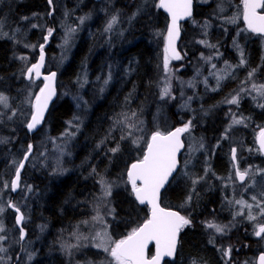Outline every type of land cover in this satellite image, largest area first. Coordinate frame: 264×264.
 Here are the masks:
<instances>
[{"label": "trees", "instance_id": "1", "mask_svg": "<svg viewBox=\"0 0 264 264\" xmlns=\"http://www.w3.org/2000/svg\"><path fill=\"white\" fill-rule=\"evenodd\" d=\"M80 1H81V3H80ZM219 1L220 0H210V6L207 7L206 9H202V10H200L202 5H199L200 12H198V10H196V8H194V13H193L192 18L182 24L183 25L182 26V37H181V43H180L179 49L184 54H186L185 55L186 60H184V62H181L180 59H178V60L176 59V60H173L170 62L168 74L173 75V77H171V84L173 85V87H175L177 75L180 72L178 70V68L182 64L186 65L187 61H191L192 59L199 57V55L204 52L205 48L198 41L205 40V41H208L207 42L208 44L210 42V45H214L215 47L219 46V48H221L222 52H224V53L232 52V50L228 49V47H230V46L232 48H234V40H231V39H233L232 27L237 26L238 23L237 24L232 23V24H226V25L224 24V20L220 19L222 14L217 13V4L219 3ZM122 2H123V0H116L115 1V5L117 6V8H122ZM241 2H242V0H231L230 8H232V10H231L232 13L234 12V10L238 4H239V8L241 7ZM94 4H95V6H94ZM99 5H101V0H99V1L98 0H95V1L94 0H78V1L77 0H53L54 13L52 14V19L55 17V15L59 11L60 7L67 8L66 10L70 12V17L72 16L73 20H76L77 16H79V14L80 15H89V13L92 12V9H93V11H95L99 7ZM126 6H127V10H126L127 12H130L132 10V8H135V7L140 10L136 21L132 24V29H135L136 32H138L139 37L138 36H131L133 38L137 37V40H136V42L134 41L135 43L133 42L132 45L127 47L125 50H122L121 48H116L117 50H115L114 53H113V51L110 52V55H111L110 58L113 59V57H117V56L119 58L118 63L114 64L116 70L113 74L112 81L106 85L103 83L105 80L104 79L105 77H104L103 70H101V68H102L101 66L104 65V63L102 64V62L105 59V57H103V52L101 49L97 50L96 52H92L91 49H92V47L95 46L94 35L88 36L89 32H87V31H89V28L83 29L81 31V33L78 34L76 44H75V46L71 52L69 60L66 62L65 66L59 70L58 78H57V91H58L57 97L54 100V102L51 104L44 123L37 129V131L34 134L29 135L26 132L25 126H26V123L28 121L27 119L29 117L28 114H29L30 108H29V104L26 105L25 100H24L25 96H26L25 94H27V92H28L27 87L29 85V82L26 81L27 79L25 80L23 70L26 67L25 65H28V63L31 59V57H30L31 53H28V55H27L28 57L27 56L23 57V59L26 58L27 62L24 61L22 58H19V55L21 56V54H22V42L23 41H27L28 43L30 41H32V43H29V44L33 45V46H37V48H38V46L44 41V35L46 33H44L43 29L41 30V29L35 28V29H31L29 31V34H27L28 32L26 33V30H28L29 27L27 25V21L26 20L23 21V18L28 19L32 15H35L34 16L35 20L39 19L41 21L43 19L42 17L44 15L45 16L48 15V13L50 11V6L47 3V0H0V92L6 93L7 96H9L11 98L10 107H9L10 109L8 108L5 110V112L0 114V134H1L0 137L2 136L0 138V141H1L0 142V149H1L0 150V157H2V158H0V182H1V184L5 183L6 179H9L11 176L13 177L14 171L17 167L19 160L22 158V155H24V153L28 150V145L31 144V141H32L31 145H33V149L31 151V154L29 155L31 160L27 159L26 164H25V166H24V168L20 174V184L23 188L25 186V189H23V190H26V193L24 194L23 190H22V192L21 191L19 192V190H18L17 192L19 194H21V193L24 194L20 197V195H17L18 194L17 192L15 194H11V192L9 191V194L11 196L10 199L14 200L12 202H15L17 206L19 205L18 207H20L22 214L26 218V219L24 218V221L26 224H23V227H26V228H24L26 231V236H25L24 242H25V240L32 241L33 242V250H34V252L36 251L34 253L35 257L33 258V262L31 261L32 262L31 264H68L70 257H72V256L70 253H69V255H66V254H68V252L66 251V254H65L64 253L65 250L62 248L65 247L66 243H69L70 241L74 240L73 238L75 237V235L77 233V232H75L76 231L75 227H80V224H83V222L85 223V220L87 221L90 219L89 215L90 216L92 215V213H93L92 210L94 207L93 205L95 204L93 202L96 201L93 198L97 192V188L95 185L97 184L98 178L100 176H102V172H105L107 170V174L111 175L113 170L117 169V171H120V175H121L122 169L124 170L131 163V161L133 162L136 159L138 160L142 157V153H143V150L145 148V146H143L144 142L139 145V148H136V149H133L134 147L131 148V146H132L131 144H137V141H136V143H134L133 139L135 137H138L137 135L139 133H141L140 132L141 126L145 127L146 132H142V133L145 134V136H147L148 135L147 132L153 131L152 133H154V132L158 131V129H162V127L165 130L163 132H166V131L170 130L171 128H173L174 126H179V124H181L182 122L185 123V122L191 121V127L193 130V133L195 134V136L197 138H201L207 144H209V137H210V143H211L212 139H213L214 143H215V141L217 142V145L215 144V149H213L214 150L213 153H212V149L210 147L209 153H211L212 157L210 156L209 153L207 154L209 157L208 165L210 164V169L213 170V173H215V175L225 174V172L227 173L229 171L230 163L232 165V161H231V158L229 156V153L231 151V147H233V146H235L237 148V151H239V152H237V161H238V163L241 162L240 163L241 166L244 164H251V163L252 164H254V163L263 164L264 163V157H262L261 153L259 152V150L255 144V140H254L256 130H258L261 126L264 125V111H259L258 109H253L251 107H248L249 104H246V101L243 103L242 107H240L242 103L239 106H237V108L238 107L240 108L239 109L240 111L243 110L245 112V116L247 117L245 121H248V122H245L244 125H241L240 127H238L237 131L232 133L230 138L223 137L222 132H220V130H222V128H223L222 125L225 122H227V119L226 118L224 119L225 115H224V117H221L219 115H214V117L212 115L209 117L210 114L204 115L203 113L200 112V111H204L206 107H209L210 106L209 104L216 103L217 101H219L221 97H222L221 99H223V97L225 96L224 95L225 90L230 91V87H229L230 84L229 83L231 82V80L233 78H229V79L225 80L224 84L221 86L219 91L217 90L218 92L214 91V93H212V94L206 93V95H204V97H203V100H201L202 102L199 101L197 103H193L195 106V110L196 109L198 110V111L196 110V113L199 112V113H197L199 115V117L195 112L192 113V116H194V117H191L189 115L190 113H188L187 111L178 110L179 108L177 109L178 106L176 107V104H168V105L164 104L160 108L162 110H164V107H168V108H166V110L168 109L169 112L166 113L165 117H162L163 119L162 118L159 119V124H157L155 126L153 118H154V115L156 113L155 111H157L158 109L157 108L155 109L156 104H154V102H158V100H157L158 83L160 84V80H161V77L163 75V73H162L163 72L162 71L163 57L162 56H164V50H163L164 39L162 36L159 35V33L160 32L162 33V30L166 27L167 19H166V15L157 7L156 1H149V2H144V3H142L139 0H137L133 3H131L129 1V2H127ZM227 12H228V10L223 9V13L225 14V16H226ZM198 13L199 14L201 13V15H199ZM101 17H102V19L104 17V15L101 13H100V16L97 15L96 17H94L93 18L94 22H93L92 26L97 28L99 26L100 21H101ZM146 17L152 19L153 21H150L149 19H145ZM47 22L51 25L48 17H46V23ZM207 24H210V29L207 28ZM239 25H243V27H245V23H244L242 18L239 21ZM214 28H216V29H214ZM214 31L218 32V35L216 37L213 36V34L215 33ZM146 33H147V35H146ZM247 33H248L247 34L248 39L245 40V41H247V43L244 44L246 47L244 49H245L246 54H247V52L249 53L248 65L251 68L256 64L257 61H260V63L262 62L261 66H260V71L258 73V78L261 81H264V58L261 57V54H260L261 51H260L259 39L251 36V33L249 31ZM56 34H53L51 36V41L54 40V37L56 36ZM149 37H150V39H149ZM153 39H154V41L155 40L156 41L154 42ZM51 41H50V44L45 48L47 56H49V54L51 52V45H52ZM148 42H150L151 44ZM191 43H193V44H191ZM151 47H152V49H151ZM153 50H154V52H153ZM257 50L259 51V57L260 58L255 60V58L257 56V53H256ZM35 52H37V50H35ZM89 52H90V54H93L92 58H90L89 62H88L89 63L88 65L91 66L90 67L91 68L90 71L92 74L91 79L92 78L93 79L91 81L89 79V82L86 84L85 90L83 91L84 92L83 95L87 99V101L90 103L91 107L88 109L89 110L88 114H86V116H87L86 121L82 124V127L80 128V130H78L76 132V136L78 138L76 136H74L75 138L72 139L71 147H70V155H66L65 156L66 158L64 157L62 159V161H63V162L61 161L63 163V165H62L61 163L56 162V159H54V158L52 160H50L52 158L51 155L53 153V148L51 147L52 144H50L51 141L49 140V138L60 134L64 130L66 121L71 117V115L75 111V105H74V102L69 97L61 95L62 84L60 82H63V84H65V86H68V87L74 86V83H72V82H73V79H75V77H76L75 75H76V72L79 68L78 65H80V63L83 61V57L85 58V56ZM107 60L108 59L106 58V61ZM232 61H233V57H232ZM98 70H101V71H98ZM182 71L185 73V70H182ZM182 71L180 72V74L181 73L183 74ZM101 72H102V74H101ZM95 74H97L96 78H98V79L94 78ZM114 76L117 78V80H116V78H114ZM95 79L98 81H95ZM235 81H237V80L235 79ZM122 82H123V84H122ZM226 82H227V84H225ZM33 83H34V86H33V88H31L33 90L32 96H33V93H35L38 90V86L40 87V83L38 81H33ZM90 84L92 87H90ZM93 85H95V86H93ZM234 86H235V84H234ZM94 87L96 88V90ZM100 87H102V88H100ZM232 88H233V85H232ZM20 89H21V91H20ZM197 90H200V87H198ZM199 92L200 91H198V93ZM111 95H113V96H111ZM210 96H211V98H210ZM207 98H208V100H207ZM197 99L198 98H196L194 100V102H196ZM211 99H212V101H211ZM97 100H99V101H97ZM143 107H145V108L143 109ZM198 108H200V109H198ZM248 108H249V110H248ZM72 109H74V110H72ZM152 109L154 112L152 111ZM12 110H15L17 114L11 120H9L8 117L12 115ZM144 110H146V111H144ZM121 111H123V112H121ZM118 112H119V114H118ZM132 112L136 113L135 117H137V118L134 117V118H132L131 122L129 121L131 124L134 123L135 127L132 128V130H131L132 135L128 136L127 133L129 132V129L124 127V126H122V128H121V125L118 124L120 126L119 127L118 125L115 124V121L117 119L122 118L123 113H127V114L129 113L131 115ZM178 112H179V114H178ZM184 112H186V113H184ZM221 112L224 113L223 111H221ZM139 114H140V116H139ZM195 114L197 115V118H196ZM118 116H119V118H117ZM183 116H184V118H183ZM178 118H179V120H178ZM193 118H196V119L194 120ZM209 118H211V122H210ZM252 118H253V120H252ZM19 119L23 120V121L21 120L22 124H21ZM110 119L112 120L113 123L111 122ZM133 119H134V121H133ZM167 119H169V120H167ZM203 119L205 122L203 121ZM161 120H162V122H161ZM197 120L199 121V123ZM200 120L203 122V124ZM224 120H225V122H224ZM140 121H142L144 124ZM166 121H167V123H166ZM98 123H100V124H98ZM168 124H169V126L171 125V128L168 127ZM11 125L13 126V128L16 126V128L13 129ZM161 125H162V127H161ZM166 125H167V127H165ZM112 126L114 129L112 128ZM136 127H138V128H136ZM155 127H156V129H155ZM1 128H2V130H1ZM21 128H23L25 130H23ZM104 129H106V130H104ZM136 129H138V130L136 131ZM116 130H117V132H116ZM118 131H121V132H118ZM253 131H254V133H253ZM237 132L241 133V134H237ZM6 133H7V135H5ZM252 133L254 135H252ZM13 134H15V135H13ZM40 135L43 138V140L40 137ZM117 135H119L120 137ZM122 135L125 136V138H126V139L124 138L125 140L121 139ZM11 136H12V138H11ZM18 136H19V138H18ZM7 137H9V138H7ZM214 137H215V140H214ZM5 138H7V140ZM108 139H110L111 141ZM40 140H41V142H40ZM44 140H46L45 145L47 144V146H44V148H42V146H40V145H42V142H44ZM19 141L21 144L18 143ZM228 141H230V142L228 143ZM238 142H240V143H238ZM242 142H244V144ZM117 144H119L118 152H116V153L111 152L110 149L117 147ZM11 145H13V146H11ZM34 145H35V147H34ZM92 145H94V146L92 147ZM36 146H37V148H36ZM237 146H239L240 148ZM34 148H35V150H34ZM252 148H254V149H252ZM43 149H45V150H43ZM95 149H97V151ZM107 149H109V150H107ZM186 149L187 148H185L184 149L185 151H183V155L181 156V160H183V156L186 152ZM250 149H252V151H250ZM50 150H52V151H50ZM35 151H37V152H35ZM244 151L249 152L250 154H253V158L251 159L250 157H247L246 159H243V156L245 154ZM48 152H50L51 155ZM107 152H109V153H107ZM138 153H140V154H138ZM19 154L21 155V157ZM256 154H257V156H256ZM9 155H10V157L12 156L13 158L8 157ZM15 155H17V156L15 157ZM45 155H46V157H45ZM110 155H112V156H110ZM140 155H141V157H140ZM32 156H34V157H32ZM18 157H20V158H18ZM41 157H42V159H41ZM45 158L46 159L50 158V159L46 161ZM226 158H227V161H226ZM87 159H88V161H87ZM211 159H212V161H211ZM200 160H203L201 153H199L197 158H196V162H197L198 166H195V168L197 167L196 168L197 172L194 173L192 175V177H196L198 175V178L200 176H203L204 178H206L205 170H203V167L201 165H199L200 162H202ZM15 161L16 162L18 161L17 164ZM35 161L37 164L35 163ZM44 161L46 162V166H44L45 165ZM107 161H109V163ZM48 162H49V164H48ZM38 163L40 165H38ZM98 163H99V165H97ZM5 164H6V166H4ZM219 164H221V165H219ZM26 165L28 167L30 166V168H27ZM53 166H54V168H53ZM55 166H57L58 168H55ZM44 167H45V169H44ZM4 168H5V170H4ZM92 168H93V170H92ZM30 169H31V172H30ZM1 170H2V172H1ZM74 170H76V171H74ZM179 170L177 171L175 176L171 179L169 184L161 192L160 202H161V205H163L164 207L173 208L176 210L178 209V211L181 213V215L190 219V221L192 222V224L194 226L192 224H190L192 226L188 225L181 230L180 235H179V243H178L179 246L177 248V253H176L175 259L172 261H165L164 264H185V261H187L188 258L191 259L194 256H201V257L205 258L206 260L208 259L209 263H211V264H223L225 261L226 262L224 264H237V263L238 264H247L248 262H251L253 260L252 258L256 259L255 255H257L259 250L261 251L262 249H260V247L257 246V244H258L257 239H259V238L256 239V236H252V232L254 230L251 227L252 224L244 221V219H242V218H239V221L241 223L237 224L236 222H233L230 220L232 218L229 217L231 215H229V213H227L225 211L226 207H225V209L222 210L223 207H221V206H226V205H225V203H222L221 200L223 199L224 196H225L224 198L226 199V197L230 196V194L228 192L224 191V188L222 187V185L219 184L218 181H213L214 182L213 186H215V189L211 190L210 188H207V184H208L209 180H208V182H207V180H205V181L203 180L202 181L203 183L201 181H199V186H198V187L203 189V191H202L203 194L202 195L197 194V196H195L196 193L189 192V189H188V188H190L189 182L183 181L181 178H179V174H178ZM65 171H67L69 174L65 173ZM62 172H64V173H62ZM92 172H94V174ZM43 173H45V174H43ZM60 173H61V175H60ZM63 175H65V176H63ZM88 175L90 176V178L88 177ZM82 176L84 178H82ZM192 177L190 178L191 181H192ZM23 181H24V184H23ZM45 182H47V183L45 184ZM27 183L31 184V185H28ZM28 186L32 187V188L29 187V189L32 192L28 189ZM26 187H27V189H26ZM194 187H196V185ZM27 191H28V193H27ZM37 191H39V192H37ZM35 194H37V195H35ZM43 194H44V196H43ZM189 194H191L194 197H192L191 201L188 202L187 198H188ZM15 195H17V196H15ZM202 197H203V199H202ZM211 197L213 198V200ZM22 199H24V200H22ZM114 199H115V215H116V218H118V221H117V228L115 230L112 229V232H113V234H115V236H118L119 238L125 237L126 235H128L127 232L129 230L138 227V225L147 218V207L145 205L138 204L134 200V198L130 194V192H129V194L127 192H124L123 194L115 195ZM208 199H209V201H208ZM216 199H217V202H216ZM35 201H37V202H35ZM85 201L88 203H86ZM76 203H77V205H76ZM197 203H199L201 206ZM206 204L208 206L211 205V207H208ZM216 204H217L216 208L218 211H216L212 215L210 213L213 210L212 205L214 206ZM218 204L220 206H218ZM205 205H206V208H205ZM22 208L25 209L26 213L24 212V210ZM39 208L41 210H39ZM11 210H8V214L11 216L9 221H8L9 226H10V228L12 227L11 229L13 231H15V233H16V234L14 233L15 235H19V231L16 228V225L14 222L15 216L12 219ZM190 210H191L192 214L190 213ZM186 212H188V213L185 214ZM69 213H71V214H69ZM217 213H218V215H217ZM186 215H188V216H186ZM207 215H208V217H207ZM196 216L198 217V219ZM204 216H206V217L204 218ZM228 217H229V220H228ZM208 218H210V219L208 220ZM127 221L129 223H127ZM205 221L206 222L211 221L212 223H215L218 225H224V226L227 225L228 227H226L225 233L223 234V236L225 238L222 236L221 241L214 240V241H216L215 243H209V240L212 238L208 239L206 237V230H204L205 223H206ZM27 222H29V223H27ZM76 222H77V224H76ZM198 224L201 226H198ZM235 224H237L238 226L239 225H241V226L236 227L237 225H235ZM42 227H44V228H42ZM233 227L235 228V231H234ZM51 228L55 232L52 231ZM236 228H237L238 232H237ZM62 230L64 231L65 234L63 233ZM201 230H202V232H201ZM186 231L188 234L186 233ZM196 231H198V232H196ZM38 232L40 235H38ZM73 232H74V234H73ZM210 232H211L210 235H213L215 233L214 229H210ZM235 232H237V233H235ZM118 233H119V235H118ZM245 233L249 235V238H248V235L245 236ZM67 235H68V237H67ZM56 236H58V237H56ZM237 236H238V238H236ZM239 237H240V239H239ZM241 237H242V239H241ZM186 239H188V240H186ZM225 239H226V242H225ZM63 240H65V242ZM185 241H187V242H185ZM221 242H222V244H221ZM185 243H187V244H185ZM191 243H192V245H191ZM189 245H191V246H189ZM221 246H223L224 249H228L230 246L232 255L230 254L229 257H225V256L223 257V251H222L223 247H221ZM256 246H257V248H256ZM219 247H221V248H219ZM246 247L248 248L249 252L247 251ZM58 250H62V251L59 252ZM214 250H215V252H214ZM256 250H258V251L256 252ZM56 251H58V253ZM191 251H193V252H191ZM254 251H255V253H254ZM242 253L245 256V258L242 255ZM188 254H189V256H188ZM252 254L254 255V257ZM241 256H243L242 258H244V259L240 258ZM211 257H213V258L210 259ZM215 257H217L218 259ZM246 258H247V260H246ZM233 259H235V260H233ZM250 259H252V260H250ZM231 260H233L234 262ZM216 261H217V263H216ZM244 261H245V263H244ZM8 264H12V262H10Z\"/></svg>", "mask_w": 264, "mask_h": 264}, {"label": "rangeland", "instance_id": "2", "mask_svg": "<svg viewBox=\"0 0 264 264\" xmlns=\"http://www.w3.org/2000/svg\"><path fill=\"white\" fill-rule=\"evenodd\" d=\"M102 0L101 1V5L100 8L98 7L95 11H92L89 13V15H79L77 16V19L76 20H73L72 16L70 17V12L67 11L65 7H60L59 11L57 12V14L55 15V17L52 19V22H51V25L49 24L48 25V22L46 23V17L47 16H43L42 20L40 21L39 19L35 20V15H32L31 17H29L28 19H25L23 18V21H27V25H28V30H26V33L29 34V31L31 29H35V28H38V29H43L44 33H48V29H50L52 26V24H54V29H55V32L54 34H56V36L54 37V40L51 41L52 45H51V52L49 54V56L47 57V65L48 67H51L53 66V68H55V70H57V72L59 73V70L61 68H63L66 64V62L69 60L70 58V55H71V52L76 44V40H77V37H78V34L81 33V31L83 29H86V28H89V32L88 36H92L94 35V44L95 46L92 47V52H94L93 50H95V52L97 51L98 47L99 49L102 50V52L106 55V58L108 59H111L110 57H108V51H113V49L115 48H121L122 50L126 49L127 47H129L131 45V43H133L134 41L137 40V37L136 38H133L131 36H138L139 37V34L138 32H136L135 29H132V24L136 21L137 19V16L139 15V9L138 8H133L130 12H127V2H135L137 0H123L122 2V8H117V6L115 5V0ZM114 1V2H113ZM141 1L142 3L144 2H149V1H156V3L158 4V0H139ZM231 0H220L219 3L217 4V13H220L222 14V16L220 17L221 20H224V24H237V26L235 27H232V33H233V39L234 40V48H232L231 46L228 47L229 50H232V52H228L229 54V58L231 59H228L227 57H225L223 55V52H222V49L219 48V47H208L204 44H201L203 45V47L205 48L204 52L201 53L199 55V57H196L194 59H192L193 61H187L186 62V65L182 64L178 70L181 72L182 70H184L185 68V73L183 72V74L180 72L178 73L177 75V79H176V84H175V87H173V85L171 84V77H173V75L171 74H168V72L166 73L165 72V69H164V57H165V51H164V56H163V68H162V77H161V80H160V84L158 83V96H157V100L158 102H154V104L156 103V107L155 108H159V110H157L155 113V118L154 119V124L157 125L159 124V119H160V116L161 118L162 117H165L166 116V113H168L169 111L166 110V107H164V112L162 111V109L160 108L161 106H163L165 104L168 105L167 101L169 102V104H176V107L177 109L179 108L180 111H187L188 113H190L189 115L192 117V114L191 113H194L196 112L195 110V106L193 105V103H197L199 101H201L204 97V95L206 94L205 91H207V93H210V92H213V91H217L221 88L222 84H224V81L229 79V78H237V84L234 86V88H232L230 91H225V92H228V93H225L223 99H220L218 101V103H213L212 106L210 105L208 107L207 110H204V112L200 111L201 113H203L204 115H209L211 113V116L212 115H219L221 117H225L227 119V122L226 124H223V128H222V135L223 137L225 138H229L232 133H234L238 127H240L241 125L243 124H235V125H232L230 128H229V125L232 124V120H233V114H235V117L236 118H247L245 117V112L243 110H239L240 108H236L239 104H241L240 107L243 106V103L246 101V104H249L248 107H251L253 109H258L259 111H264V108L260 107L259 105L260 104H264V97H261V96H258L255 92H242V94H240V100H239V104L238 105H233V104H229L225 101L229 100H225L226 98L228 97H232V95H235L239 90V88H241V86L243 87V85L241 84L240 82V79L242 78L243 81H246L247 77H248V72L251 71L252 69H256V73L254 75V78H253V81H250V83H246L244 84V87L246 85V88L250 89L251 88V83L254 82L256 84H264V81H261L259 78H258V73L260 71V66H261V63L260 61H257L256 64L254 65V67H249L248 65V61H249V54L247 52V56H246V53H245V45L247 43V40L248 39V36H247V32L249 30H247V27H243V25H239V21L240 19L242 18L243 19V3L241 2V7L239 8V4L236 6L234 12L232 13L231 10L232 8H230V5H231ZM103 3V4H102ZM113 6V8H110L111 6ZM109 5V7H108ZM199 5H202L200 10L202 9H206L207 7L210 6V0H195V6H194V2H193V10L194 8H196V10H198V12H200L199 10ZM103 6V7H102ZM125 6V7H124ZM105 7V8H104ZM63 8V9H62ZM105 9V10H104ZM117 9V10H116ZM223 9L224 10H228V12L226 13V16L225 14L223 13ZM97 10H99L97 12ZM134 10V11H133ZM136 10V11H135ZM101 11V12H100ZM136 14V15H134ZM144 12V11H143ZM100 13L104 15L103 19L101 17V21L99 23V26L97 28H95L94 26H92L93 24V18L96 17L97 15L100 16ZM199 14V13H198ZM130 15V16H128ZM201 15V13L199 14ZM115 16L117 18L116 20V23L113 24L112 26V29L110 31H105V28L108 24V22L112 19V17ZM81 17H86V19H84L83 22H81ZM124 17V18H123ZM126 17V18H125ZM133 17V18H132ZM235 18V21L234 22H231L232 19ZM49 19V18H48ZM130 19V20H128ZM145 19H149L150 21H153L152 19L146 17ZM126 20V21H125ZM59 21V22H58ZM128 21H130L128 23ZM126 22V23H125ZM47 24V25H46ZM33 25H35V27H33ZM49 26V27H48ZM207 28L210 29V24H207ZM70 29H74V31L72 32H69ZM167 28L165 27L163 30H162V33L160 32L159 35L163 37L164 39V44H165V36H166V30ZM216 29V28H214ZM247 31V32H246ZM86 32V31H85ZM215 33L213 34L214 37H216L218 35V32L217 31H214ZM94 33V34H93ZM158 35V36H159ZM107 36V37H106ZM106 37V38H105ZM66 39H67V42H66ZM109 39V40H108ZM130 39V40H129ZM206 39V38H205ZM134 40V41H133ZM107 43H105V42ZM129 41V42H128ZM56 42V43H55ZM29 43H32V41H30ZM27 41H23L22 42V54L21 56L19 55V58H22L24 56H27L28 53H31L30 54V61L28 63V65H25V69L31 64L34 62L36 56H37V52H35V50H37V46H33V45H30ZM180 43V42H179ZM178 43V45H179ZM54 44V45H53ZM56 44V45H55ZM58 44V45H57ZM109 44V46H107ZM193 44V43H191ZM264 39L262 38H259V45H260V51L261 52V56L264 57ZM114 45V47H112ZM209 45H210V42H209ZM236 45H239L240 48H237ZM58 46V47H57ZM107 46V47H106ZM164 46V45H163ZM57 47V48H56ZM101 47V48H100ZM103 47V49H102ZM95 48V49H94ZM183 48V47H182ZM212 48V49H210ZM226 48V47H225ZM237 48V49H236ZM98 49V50H99ZM109 49V50H108ZM209 49V50H208ZM217 49V50H216ZM240 49V50H239ZM117 50V49H116ZM163 50H164V47H163ZM227 50V49H226ZM237 50H238V53H237ZM212 51V52H211ZM241 51L243 52V57L244 59L246 60V63L245 65L243 66H240L239 65V61L241 59ZM236 52V57H235V53ZM36 53V54H35ZM53 53V54H52ZM107 53V54H106ZM180 54H181V59L180 61L181 62H184L185 59V55L182 51H180ZM263 54V55H262ZM93 56V54H90V52L86 55V57L84 58L83 62L80 63V66L76 72V77L75 79L73 80V83H74V86L71 87L69 86V88H67V86L65 87V84H63V82H60L62 84V89H61V95L62 96H66L65 94H68L67 97H69L71 100L74 99V105L79 107H75V111L72 115V117H70L68 119V121H66V126H65V129L63 130V132H61L58 136H54V137H51L49 138V140L51 141V144L52 147H53V153H52V157L53 158H59L56 159L58 163H61L63 164L61 161L62 159L66 156V155H69L70 154V147H71V141L70 140V136H72V138L76 135V132L82 127V124L86 121L87 119V116L86 114H88V109L91 107L90 103L87 101V99L84 97L83 95V91L85 89V86L86 84L85 83H88L89 82V79H91L92 77V74H91V71H90V66L88 65V62H89V59ZM238 56V57H237ZM246 56V57H245ZM28 57V56H27ZM232 57H233V61H232ZM210 58V59H209ZM237 58V59H236ZM259 58V51L257 50V56L255 58L258 59ZM24 61H26V58L23 59ZM118 56L113 58V62L115 61V63H118ZM172 60L170 59L169 60V66H170V62ZM236 61V62H234ZM27 62V61H26ZM25 62V63H26ZM84 62H87V65L86 63ZM227 62V63H226ZM238 63V64H236ZM83 67H82V66ZM213 65H215V67H213ZM229 65L233 66V67H229ZM236 65V66H235ZM238 66V67H237ZM245 66V68H244ZM109 67V70L111 71V66H108ZM134 67V66H133ZM241 67V68H239ZM243 67V68H242ZM90 68V69H89ZM105 68V69H103ZM189 68H192V69H189ZM236 68H238L239 70H237ZM249 68V69H248ZM25 69L23 70V74H24V71ZM82 69V70H81ZM85 69V71L83 70ZM115 69V67H114ZM133 69V68H132ZM196 69V70H195ZM235 69V70H234ZM249 71H248V70ZM101 70L104 71V77H105V81H111L112 80V74L110 73V71L108 70V68H106V65H102V68ZM99 70V71H101ZM134 70V69H133ZM195 70V71H194ZM247 70V71H246ZM82 73H81V72ZM107 71V72H105ZM197 71V72H196ZM201 71V72H200ZM84 72V74H83ZM115 72V71H114ZM201 74H200V73ZM188 73V74H187ZM83 74V75H82ZM106 74V75H105ZM108 74V75H107ZM245 74H246V77H245ZM60 75V74H59ZM96 75V74H95ZM193 77H192V76ZM85 76V78H84ZM87 76V77H86ZM197 76V77H195ZM199 76V77H198ZM218 76H223L224 78L221 79L219 81V84L217 83V77ZM81 77V78H80ZM245 77V78H243ZM61 78V77H60ZM77 78V79H76ZM80 78V79H79ZM96 78V76H95ZM205 78L209 79V80H206ZM240 78V79H239ZM62 79V78H61ZM111 79V80H110ZM26 80V79H25ZM84 82V83H82ZM239 80V81H238ZM27 82H29V85L27 87L28 89V92L27 94H25V104L28 105L29 104V108H30V101H34L35 99V94H37L38 90L33 93V96H32V92L33 90L31 88H33L34 86V83H33V79L30 81L29 79L26 80ZM79 81V83H78ZM209 81V82H208ZM76 82V83H75ZM200 85H199V83ZM208 83V85H207ZM240 83V84H239ZM76 84V85H75ZM227 84V82L225 83ZM79 85V86H77ZM197 85L198 87H200V92L198 93V95L195 96V93L198 92L197 90ZM81 86V87H80ZM167 86L169 88V95L167 96H164L163 98L161 97V90ZM203 86V87H202ZM219 86V87H218ZM78 87H79V92H78ZM197 87V88H196ZM236 87V88H235ZM238 87V88H237ZM84 88V89H83ZM203 88V89H202ZM38 89H39V86H38ZM213 89V90H212ZM216 89V90H215ZM233 90V91H232ZM202 91V92H201ZM204 91V92H203ZM66 92V93H65ZM185 92V93H184ZM232 92V93H231ZM234 92V93H233ZM2 93V92H0ZM31 93V95H30ZM64 93V94H63ZM180 93V94H179ZM184 93V94H183ZM193 93V94H192ZM205 93V94H204ZM4 94L5 96H7L6 93H2ZM177 94V95H175ZM189 94V95H188ZM193 96H192V95ZM200 94H204V95H200ZM248 94V95H247ZM181 95V96H180ZM191 95V96H190ZM77 96L80 98H77ZM176 96V97H175ZM190 96V97H189ZM8 97V104H9V107H10V102H11V98L9 96ZM76 97V98H74ZM83 97V98H82ZM171 97V98H170ZM184 97V99H183ZM195 97L198 98V100L196 102H194L195 100ZM245 97V98H244ZM251 97V98H250ZM255 97V99H253ZM177 98V99H176ZM179 98V99H178ZM191 98V99H190ZM225 98V99H224ZM247 98V99H246ZM79 99V100H77ZM84 99V100H83ZM170 99V100H169ZM183 101H182V100ZM193 99V100H192ZM243 99V100H242ZM254 101H253V100ZM179 102H176L178 101ZM181 100V101H180ZM83 101V102H82ZM191 101V102H190ZM256 101V103H255ZM85 102V103H84ZM182 102V103H181ZM193 102V103H192ZM241 102V103H240ZM180 103V104H178ZM82 104V105H81ZM85 104V105H84ZM220 104L222 107H220ZM223 104V105H222ZM215 105V106H214ZM227 105V106H225ZM230 105V106H229ZM252 105V106H251ZM86 108H85V107ZM158 106V107H157ZM219 106V107H218ZM8 107V108H9ZM189 107V108H188ZM192 107V108H191ZM215 107V108H214ZM230 107V108H229ZM8 108H5L3 107V105H0V114L5 112L6 109ZM77 108V109H76ZM168 108V107H167ZM207 108V107H206ZM218 108V109H217ZM260 108V109H259ZM10 109V108H9ZM192 111H191V110ZM195 111H194V110ZM211 109V110H210ZM216 109V110H215ZM231 109V111H230ZM233 109V110H232ZM162 112H161V111ZM209 110V111H208ZM214 110V111H213ZM223 110V114H222V111ZM225 110V111H224ZM79 111V113H78ZM212 111V112H211ZM238 111V112H237ZM31 112V108L29 110V114ZM226 112V113H225ZM232 112V113H230ZM237 112V113H236ZM84 113V114H83ZM160 113V114H159ZM164 113V114H163ZM199 113V112H198ZM242 113V114H241ZM28 114V115H29ZM238 114V116H237ZM240 114V115H239ZM160 115V116H159ZM163 115V116H162ZM232 115V116H230ZM244 115V116H243ZM30 116V115H29ZM78 117V118H77ZM230 117V118H229ZM75 118V119H74ZM77 119H79L80 121H78ZM158 119V120H157ZM76 121V122H75ZM84 121V122H83ZM79 123V124H78ZM82 123V124H81ZM188 122H185V123H181L179 124V127H183L184 124H186ZM71 125V126H70ZM73 125V126H72ZM69 126V127H68ZM264 126V125H263ZM261 126L258 130H256V133H255V137L256 135L259 133L260 129L263 127ZM67 127V128H66ZM73 127V129H72ZM76 127V129H75ZM71 128V129H70ZM171 128V126H170ZM67 129V130H66ZM75 129V130H74ZM225 129H230L229 132L232 131V133L230 134L228 131H227V135H225ZM235 129V130H234ZM140 130L142 132H146V129L145 127H141ZM160 131H165L164 129H159ZM158 130V131H159ZM69 131V132H68ZM139 133L138 137L134 138L133 141L137 140V144H132V146L136 149L139 147V144H141V139L142 141L144 142L143 146L146 145L145 141L147 142L148 140V137L149 135H151L152 132H147V136H144L145 134L143 133ZM258 132V133H257ZM72 133V134H71ZM153 134V133H152ZM237 134H241V133H238ZM62 135V136H61ZM184 135V141H185V144L187 146V149H186V152L183 156V160L181 161V165L179 168V178H181L183 181H187L189 182L190 184V188H189V192H194L197 194H201L202 195V191L203 189L198 187L199 186V182L196 184V187L193 186L192 184V181L190 183V177H192V175L194 173L197 172L195 166H198L197 162H196V158L198 156L199 153L202 152V155L204 154V157L202 161V163H200L199 165H201L203 167V170L207 169L208 168V172L206 173L205 171V174H206V178H204L203 180H207L208 182V179L210 180L209 183L207 184L208 188H210L211 190H214L215 189V186H213L216 178V181L219 182V184L222 185V187L224 188V190L226 192H228L230 194V196L226 197V199L223 197V200H221L222 203H225L226 206H222V210L226 207L225 211L226 212H230L229 215H231V218L233 219V222H236L237 223V220H238V224L240 223L239 221V218H242L244 219V221L248 222V223H251L252 224V229L253 232H252V235H254V232L257 228V225L260 224V223H264V219H262L259 215V209L257 208H253L252 209V214L256 217L255 220H249L248 219V209L247 208H242L240 205H237L235 203L236 200H243L249 204H255V202L252 200V197L255 196L257 197L258 200L260 199H264V172H261L260 170H264V163L263 164H259V163H254V164H244V165H240V163H238L239 165H237V168L239 167V169L241 171H244L245 169L248 170V175H247V179L245 182L243 183H239V181L235 178V173L233 171L234 169V166L233 165H230L229 166V171L225 174H219L218 176L215 175V173H213L210 169V164L208 165V160L206 159H209L208 154L210 152V147H211V144L213 145L211 148L212 150L215 148V144H217L216 142L214 143L213 142V139L211 140V143H210V137H209V146L207 143H205L201 138H197L195 136V134L193 133V130H192V127H190L189 131L186 132V133H183ZM230 135V136H229ZM59 137H63L62 139L59 138ZM69 137V138H68ZM142 137V138H141ZM65 138H68L65 139ZM141 138V139H140ZM213 138V137H212ZM48 139V138H47ZM46 139V140H47ZM54 139V141L52 140ZM58 139V140H57ZM60 139V140H59ZM45 140L42 144V148L44 146H47L45 145ZM53 142V143H52ZM139 142V143H138ZM142 142V143H143ZM214 144H213V143ZM60 143V144H59ZM62 144V145H61ZM70 146H68V145ZM55 145V146H54ZM201 145H203V147H201ZM68 146V147H67ZM56 147V148H55ZM57 149V150H55ZM208 150V151H204V150ZM63 153H62V152ZM250 151H252V149H250ZM208 152V153H207ZM214 152V151H212ZM239 152V151H238ZM244 156H243V159H246L247 157H250L251 159L253 158V154H250L249 152H245L244 151ZM64 154V155H62ZM143 154V153H142ZM54 155V156H53ZM56 155H58L56 157ZM186 156V157H185ZM188 156L190 158H188ZM192 156V157H191ZM63 157V158H62ZM61 158V160H60ZM185 158H188V159H185ZM60 160V162H59ZM187 160V161H185ZM191 160V161H190ZM190 163H187L189 162ZM16 162V161H15ZM18 162V161H17ZM16 162V164H17ZM184 163H187V164H184ZM15 164V165H16ZM203 164V165H202ZM185 165V166H184ZM190 165V166H189ZM206 166V167H205ZM208 166V167H207ZM256 166V167H255ZM128 167V166H127ZM127 167L122 170V173L121 175L119 174L120 171H117V169L113 170L112 174L109 175L107 174V171L105 172H102V176L99 177L98 181H97V184H96V188H97V196H94L93 198L96 200L95 201V205L93 207V213H92V216H90L91 218L87 221H85V224H84V227L82 226L83 224H80V227H76V232L77 234L75 235L74 237V240L73 242H71L70 244L67 243L65 245L66 248H64L65 250V253L66 251L68 252V254L70 253L71 256L73 258L70 257V259L72 260H69L68 264H114V261H112V258L111 256L109 255L108 252H106L104 250V247H96L97 244H99L101 242L100 238L97 237V233H101L102 235H104L106 233V235L104 236V245L107 246V247H111L115 241H118L120 239H122V237H120V239H118L119 237L118 236H115L112 232V229H116L117 228V221H118V218H116V215H115V199H114V196L115 195H119V194H123L124 192H127L129 194L132 195V192L130 191V188H129V183H128V178H127V174L125 173L126 172V169ZM188 169H187V168ZM249 167V168H248ZM184 168V169H183ZM259 170V171H258ZM116 171V172H115ZM184 172V173H183ZM212 172V173H211ZM257 172V173H256ZM189 173V174H188ZM229 173V174H228ZM230 173H233L232 175ZM253 173V174H252ZM188 174V175H187ZM212 174V175H211ZM260 174V175H259ZM113 175V176H112ZM120 175V176H119ZM210 175V176H209ZM257 175V176H256ZM109 176V177H108ZM187 176V177H186ZM237 181H235L233 178ZM259 176V177H258ZM214 177V178H212ZM261 177V178H260ZM12 176L9 178V179H6V182L5 183H2L0 185V196L2 197V200H1V197H0V206H3L4 209V213H0V222H2L3 224V227L5 231H2L0 232V235L2 236H5V239L0 241V247L3 246V249L6 250V251H3L0 253V262H2L1 264H7L9 261L12 262L14 261L15 257H16V252L18 254V258H20L18 260L17 258V262L18 264H31L33 262V258L35 257V252L33 250V242L32 241H23L22 243H20L19 241V235H14L15 231L13 232V230L10 228L9 226V218H10V215L8 214V210H11V208H7L6 205L8 204V202L10 201V195H9V191H10V188H9V185L11 187V179ZM101 178L104 179V181L106 180V182L111 185V188H110V194L109 195H105V191H104V188L102 187L101 183L99 184L98 182L101 180ZM197 179L198 178V175L196 177H192V179ZM230 178V179H229ZM113 179V181H112ZM219 179V180H218ZM222 179V181H221ZM226 181H224V180ZM250 179V180H249ZM262 179V180H261ZM203 180H200V181H203ZM229 180V181H228ZM252 180V181H251ZM9 184L8 187H5L4 185L5 184ZM251 183V184H250ZM113 184V186H112ZM226 184V185H225ZM228 184V185H227ZM246 184V186H245ZM250 184V185H249ZM20 185V184H19ZM212 185V186H211ZM233 185L235 186L233 187ZM249 185V186H248ZM230 188L227 189L226 188ZM240 186V187H239ZM255 186V188H254ZM102 187V188H100ZM198 187V188H197ZM247 187V188H246ZM9 188V189H8ZM25 188V187H24ZM21 185L19 186V192L22 191V189H24ZM27 188V187H26ZM98 188H100L98 190ZM113 188V189H112ZM193 188L195 189L193 191ZM198 190H197V189ZM253 188V190L251 189ZM202 189V191H201ZM231 189V190H230ZM237 189V190H236ZM250 189V190H249ZM252 190V191H251ZM2 191V192H1ZM26 190H23L24 194L26 193L25 192ZM198 191V192H197ZM255 191L257 193H255ZM5 193V194H4ZM7 193V194H6ZM263 195H262V194ZM99 194V195H98ZM250 197H249V195ZM6 197H5V196ZM210 195V194H209ZM22 196V194H20V197ZM248 196V197H247ZM262 196V197H261ZM96 197V198H95ZM231 197V198H230ZM259 197V198H258ZM219 198V197H218ZM217 198V199H218ZM240 198V199H239ZM4 199V200H3ZM217 199H216V202H217ZM235 199V200H234ZM228 200V201H227ZM232 200V201H231ZM97 202V203H96ZM227 202V204H226ZM14 203V202H12ZM16 204V203H14ZM213 206V205H212ZM216 205H214L213 207V210L212 212H210L211 214L215 213L216 212ZM228 209V210H227ZM237 209V210H236ZM256 209V210H255ZM211 210V209H210ZM230 210V211H229ZM258 210V211H257ZM11 210V215H12V219L13 217L15 216V211ZM237 213H243L242 215H237ZM4 214V215H3ZM94 214V215H93ZM6 215V217H5ZM94 217H96V219H94ZM259 219H258V218ZM112 218V219H111ZM237 218V219H236ZM236 219V220H235ZM108 220V221H107ZM260 220V221H259ZM111 221V222H110ZM263 221V222H262ZM114 222V223H113ZM88 223V224H87ZM129 223V222H127ZM258 223V224H257ZM111 224V225H110ZM192 224V222H191ZM206 224V223H205ZM6 225L8 227H6ZM256 225V226H255ZM89 226V227H88ZM199 226V225H198ZM201 226V225H200ZM88 227V228H87ZM186 227V226H185ZM184 227V228H185ZM7 228V229H6ZM79 228V229H77ZM112 228V229H111ZM9 230V231H8ZM84 230V231H83ZM86 230V231H85ZM133 229L129 230L127 233H131ZM204 230H207L206 231V236L208 239L212 238V239H216V240H220V238H222L223 234H217L215 233L214 235H211L210 236V232H209V228L204 227ZM8 231V232H7ZM111 231V232H110ZM131 231V232H130ZM5 232V233H3ZM7 232V233H6ZM80 232V233H79ZM209 234H208V233ZM9 233V234H8ZM82 233V234H81ZM88 235H86V234ZM112 233V234H111ZM16 234V233H15ZM79 235V237H78ZM113 235V236H112ZM77 236V237H76ZM9 237V238H8ZM86 237V238H84ZM111 237V238H110ZM215 237V238H214ZM218 237V238H217ZM17 238V239H16ZM78 240H77V239ZM124 238V237H123ZM10 239V240H9ZM81 239V240H80ZM257 239V238H256ZM13 240H14V243H13ZM259 241H257V246L260 247V249H262L264 251V239H257ZM5 241V242H3ZM8 241V242H7ZM81 241V242H80ZM263 241V242H262ZM11 242V243H10ZM28 242V243H27ZM10 243V245H9ZM29 243H32V244H29ZM8 244V246H6ZM2 245V246H1ZM13 245V246H12ZM21 245V246H20ZM29 245V246H28ZM261 245V246H260ZM5 246V248H4ZM10 246V247H9ZM17 246V247H16ZM23 246V247H22ZM9 249H7V248ZM27 247V248H26ZM31 247V248H30ZM13 248V249H12ZM30 248V249H28ZM23 249V250H22ZM27 249V250H26ZM24 250L26 251V254H24ZM32 250V251H31ZM12 251V253H11ZM85 252V253H82V252ZM34 252V253H33ZM78 252V253H76ZM6 253H10V256ZM21 253V254H20ZM23 253V254H22ZM32 253V254H31ZM28 254V255H27ZM31 254V255H29ZM79 254H83L84 256L82 255H79ZM91 254V255H90ZM96 256H95V255ZM22 255V256H21ZM25 255V256H23ZM27 255V257H26ZM34 255V256H33ZM79 255V256H78ZM7 256V257H6ZM13 259H12V257ZM76 256V258H75ZM93 256V257H92ZM10 259H9V258ZM89 257V258H88ZM96 257V258H95ZM98 257V258H97ZM201 256H195L191 259H188V261H185V264H211L209 263V261ZM256 257V256H255ZM7 258V259H5ZM22 258V259H21ZM81 258H85L84 260L81 259ZM87 258V259H86ZM196 258V259H195ZM3 261H2V260ZM9 259V260H8ZM75 261H74V260ZM78 259V260H77ZM94 259V261H93ZM96 259V261H95ZM254 260H252L253 262L255 261V258H253ZM6 260V261H5ZM29 260V261H28ZM86 260V261H85ZM88 260V261H87ZM203 260V261H202ZM25 261V262H24ZM27 261V262H26ZM32 261V262H30ZM74 261V262H73ZM202 261V262H201ZM249 262L247 264H257L256 261L255 263L253 262ZM6 262V263H4ZM196 262V263H195ZM207 262V263H206Z\"/></svg>", "mask_w": 264, "mask_h": 264}, {"label": "snow or ice", "instance_id": "3", "mask_svg": "<svg viewBox=\"0 0 264 264\" xmlns=\"http://www.w3.org/2000/svg\"><path fill=\"white\" fill-rule=\"evenodd\" d=\"M48 3L49 5H52L53 0H48ZM242 3L243 19L247 26V30L264 36V15L258 14L257 11L258 9L264 10V0H242ZM157 7L165 9L171 17V22L169 23L167 29L166 44L164 49V69L167 73L169 71V60L181 59L179 53L176 51V40L180 35V26L178 21L192 15V0H159ZM49 15H51V13H49ZM84 19H86V17H81V22H83ZM116 20L117 18L113 16L108 22L105 31H110L113 24L116 23ZM234 21L235 18H233L231 22ZM33 27H35V25H33ZM52 31V29H48V35L44 37L45 42H47L48 37L52 35ZM72 31H74V29L69 30V32ZM198 42L208 47H215L214 45H209L205 40H200ZM236 46L239 48V45ZM39 47V61L27 68L26 78L30 81L33 79V74L35 78H39L41 76L40 69L44 64V45L41 44ZM245 63L246 60L244 59L243 52L241 51L239 65L243 66ZM213 67H215V65H213ZM229 67L233 66L229 65ZM256 71V69L249 71L247 80L242 81L241 84L244 85L247 82L253 81ZM55 75V73H51L48 76H44V86L40 88L38 94H35L34 101H30V119L26 123V127L30 132L37 129V127L45 120V111L48 108V102L55 94L53 87ZM223 78V76H218L217 83L219 84V81ZM105 83H107V81H105ZM246 91L255 92L258 96L264 97V84H256L252 82L250 89L241 87L239 91L231 97V99L227 100V103L238 105L240 94ZM169 94V88L165 86L161 90V97L163 98ZM0 105H3L5 108L9 107L8 97L2 93H0ZM259 106L264 108V104H260ZM16 114V111L12 110V115L9 116L8 119L11 120ZM135 116V112H132L130 116L127 113H124L122 114V118L117 119L115 123L128 128L129 132L127 135L131 136V129L134 128L135 125L131 124L129 121H131ZM245 120L246 118H236L235 114H233L232 124L229 125V128L235 124H243L245 123ZM190 127L191 121L184 124L183 127L176 128L175 131L167 133L160 131L154 132L147 143V149L144 152L143 158L133 163L128 169V182L132 186V191L135 194L136 200L139 201L140 204H147L149 206L150 215L142 225L134 228L125 238L115 241L110 248L104 245V236L106 233L104 235L97 233V237L100 238L101 242L97 244L96 247H104V250L109 253L112 261H114V264H160L162 257H171L176 253L179 243V233L185 226L190 225L191 221L187 217L180 215L179 212L161 207L160 196L161 189L165 186L169 176H171L176 170V154L183 147V144L181 143V135L188 132ZM227 131L228 129H225V135L227 134ZM124 138L125 136L122 135L121 139ZM133 142L136 143L135 140ZM257 142L259 144V150L264 153V128L260 130ZM201 147H203V145H201ZM32 149L33 145L29 144L23 160L19 162V166L16 168L15 177L11 181L12 191H16L19 187L21 169L24 167V161L28 159V155L31 153ZM118 150L119 144H117V147L110 149L113 153H116ZM231 151V159L235 164L237 160V149L233 148ZM205 171L207 172L208 169ZM260 171L264 172V170ZM247 175V169L244 171H241L239 168L235 169V178L239 181L244 182ZM202 179H204V177L193 179V186H195ZM99 182L104 188L105 195H109L111 185L104 181L103 178H101ZM4 186L8 187V184L6 183ZM191 199L192 196L189 194L187 200L190 201ZM252 200L255 204H249L243 200H236L235 203L240 205L242 208H247L249 210V220L256 219V217L252 214V209L254 207L259 209V215L262 219H264V199L258 200L257 197L253 196ZM6 207L15 210L16 224L21 225L25 217L20 208L11 201L8 202ZM4 210V207L0 206V213H3ZM242 214L243 213H237V215ZM94 219H96V217H94ZM206 227L214 229L217 234H224L227 226L206 222ZM2 231H4V227L2 222H0V232ZM254 235L264 239V223L257 225ZM4 239L5 237L0 235V241ZM20 239H24V229L22 227L20 228ZM152 241L155 242L156 251L155 255L148 258L145 250L147 249L149 242ZM209 243H215V241L210 239ZM3 251L5 250L0 247V252ZM222 251L225 257H229L231 247L229 246L228 249H222ZM259 264H264V254H261L259 257Z\"/></svg>", "mask_w": 264, "mask_h": 264}, {"label": "bare ground", "instance_id": "4", "mask_svg": "<svg viewBox=\"0 0 264 264\" xmlns=\"http://www.w3.org/2000/svg\"><path fill=\"white\" fill-rule=\"evenodd\" d=\"M77 1H78V0H77ZM94 1H95V0H94ZM98 1H99V0H98ZM101 1H102V0H101ZM107 1H108V0H107ZM107 1H106V2H107ZM115 1H116V0H115ZM113 2H114V1H113ZM80 3H81V1H80ZM86 3H87V2H86ZM118 3H119V2H118ZM102 4H103V3H102ZM108 4H109V3H108ZM109 5H110V4H109ZM109 5H108V7H109ZM132 5H133V4H132ZM82 6H83V5H82ZM94 6H95V4H94ZM110 6H111V5H110ZM87 7H88V6H87ZM102 7H103V6H102ZM96 8H97V7H96ZM99 8H100V6H99ZM104 8H105V7H104ZM110 8H113V6H111ZM132 9H133V8H132ZM80 10H81V9H80ZM104 10H105V9H104ZM116 10H117V9H116ZM92 11H93V9H92ZM98 11H99V10H97V12H98ZM133 11H134V10H133ZM135 11H136V10H135ZM100 12H101V11H100ZM77 13H78V12H77ZM132 13H133V12H132ZM134 13H136V12H134ZM134 13H133V14H134ZM79 15H80V14H79ZM135 15H136V14H135ZM128 16H130V15H128ZM123 18H124V17H123ZM125 18H126V17H125ZM132 18H133V17H132ZM128 20H130V19H128ZM125 21H126V20H125ZM58 22H59V21H58ZM129 22H130V21H128V23H129ZM50 23H51V22H50ZM125 23H126V22H125ZM46 25H47V24H46ZM48 25H49V23H48ZM48 27H49V26H48ZM150 32H151V31H150ZM152 32H153V31H152ZM154 34H155V33H154ZM146 35H147V33H146ZM14 36H15V35H14ZM156 36H157V35H156ZM106 37H107V36H106ZM106 37H105V38H106ZM140 37H141V36H140ZM147 38H148V37H147ZM147 38H146V39H147ZM196 38H197V37H196ZM17 39H18V38H17ZM149 39H150V37H149ZM157 39H158V38H157ZM108 40H109V39H108ZM129 40H130V39H129ZM231 40H232V39H231ZM133 41H134V40H133ZM153 41H154V39H153ZM153 41H152V42H153ZM155 41H156V40H155ZM155 41H154V42H155ZM157 41H158V40H157ZM103 42H105V41H103ZM128 42H129V41H128ZM135 42H136V41H135ZM135 42H134V43H135ZM207 42H208V41H207ZM55 43H56V42H55ZM105 43H107V42H105ZM148 43H150V42H148ZM156 43H157V42H156ZM7 44H8V43H7ZM150 44H151V43H150ZM153 44H154V43H153ZM211 44H212V43H211ZM215 44H216V43H215ZM250 44H251V43H250ZM250 44H249V45H250ZM53 45H54V44H53ZM55 45H56V44H55ZM57 45H58V44H57ZM131 45H132V43H131ZM155 45H156V44H155ZM263 45H264V44H263ZM107 46H109V44H108ZM107 46H106V47H107ZM57 47H58V46H57ZM57 47H56V48H57ZM112 47H114V45H113ZM157 47H158V46H157ZM163 47H164V46H163ZM218 47H219V46H218ZM234 47H235V46H234ZM100 48H101V47H100ZM215 48H216V47H215ZM239 48H240V47H239ZM94 49H95V48H94ZM98 49H99V47H98ZM98 49H97V50H98ZM102 49H103V47H102ZM151 49H152V47H151ZM154 49H155V48H154ZM210 49H212V48H210ZM236 49H237V48H236ZM91 50H92V49H91ZM108 50H109V49H108ZM208 50H209V49H208ZM239 50H240V49H239ZM93 51L95 52V50H93ZM109 51H110V50H109ZM156 51H157V50H156ZM22 52H23V51H22ZM153 52H154V50H153ZM211 52H212V51H211ZM237 52H238V50H237ZM261 52H262V51H261ZM263 52H264V50H263ZM234 53H235V57H236V52H234ZM256 53H257V52H256ZM52 54H53V53H52ZM94 54H95V53H94ZM99 54H100V53H99ZM106 54H107V53H106ZM197 54H198V53H197ZM248 54H249V53H248ZM260 54H261V53H260ZM108 55H109V54H108ZM262 55H263V54H262ZM110 56H111V55H110ZM246 56H247V54H246ZM246 56H245V57H246ZM263 56H264V55H263ZM85 57H86V56H85ZM103 57H104V55H103ZM105 57H106V56H105ZM162 57H163V56H162ZM261 57H262V56H261ZM91 58H92V57H91ZM113 58H115V57H113ZM259 58H260V57H259ZM263 58H264V57H263ZM263 58H262V59H263ZM96 59H97V58H96ZM99 59H100V58H99ZM107 59H108V58H107ZM83 60H84V57H83ZM91 60H92V59H91ZM230 60H231V59H230ZM96 61H97V60H96ZM108 61H109V60H108ZM111 61H112V58H111ZM191 61H193V60H191ZM82 62H83V61H82ZM234 62H236V61H234ZM84 63H86V65H87V62H84ZM94 63H95V62H94ZM99 63H100V62H99ZM106 63H107V61H106ZM187 63H188V62H187ZM238 63H239V62H238ZM238 63H236V64H238ZM81 64H82V63H81ZM88 64H89V63H88ZM100 64H101V63H100ZM102 64H103V63H102ZM112 64H113V63H112ZM97 65H98V64H97ZM126 65H127V64H126ZM78 66H80V65H78ZM81 66H82V65H81ZM89 66H90V65H89ZM95 66H96V65H95ZM100 66H101V65H100ZM100 66H99V67H100ZM108 66H109V65H108ZM124 66H125V65H124ZM127 66H128V65H127ZM235 66H236V65H235ZM82 67H83V66H82ZM90 67H91V66H90ZM97 67H98V66H97ZM101 67H102V66H101ZM101 67H100V68H101ZM112 67H113V66H112ZM237 67H238V66H237ZM239 68H241V67H239ZM242 68H243V67H242ZM244 68H245V66H244ZM89 69H90V68H89ZM103 69H105V68H103ZM110 69H111V68H110ZM189 69H192V68H189ZM236 69L239 70L238 68H236ZM81 70H82V69H81ZM83 70L85 71V69H83ZM90 70H91V69H90ZM108 70H109V67H108ZM114 70H116V69H114ZM184 70H185V68H184ZM195 70H196V69H195ZM195 70H194V71H195ZM234 70H235V69H234ZM98 71H99V70H98ZM109 71H110V70H109ZM248 71H249V70H248ZM80 72H81V71H80ZM103 72H104V71H103ZM105 72H107V71H105ZM196 72H197V71H196ZM200 72H201V71H200ZM200 72H199V73H200ZM77 73H78V72H77ZM81 73H82V72H81ZM110 73H111V71H110ZM83 74H84V72H83ZM83 74H82V75H83ZM101 74H102V72H101ZM187 74H188V73H187ZM200 74H201V73H200ZM105 75H106V74H105ZM107 75H108V74H107ZM117 75H118V74H117ZM75 76H76V75H75ZM94 76H97V74L94 75ZM99 76H100V75H99ZM120 76H121V75H120ZM122 76H123V75H122ZM191 76H192V75H191ZM86 77H87V76H86ZM192 77H193V76H192ZM195 77H197V76H195ZM198 77H199V76H198ZM245 77H246V74H245ZM245 77H243V78H245ZM80 78H81V77H80ZM80 78H79V79H80ZM84 78H85V76H84ZM94 78H95V77H94ZM103 78H104V77H103ZM114 78H116V77L114 76ZM118 78H119V77H118ZM76 79H77V78H76ZM92 79H93V78H92ZM92 79H90V81H91ZM96 79H98V78H96ZM104 79H105V78H104ZM124 79H125V78H124ZM205 79H206V80H209V79H207V78H205ZM236 79H237V78H236ZM239 79H240V78H239ZM71 80H72V79H71ZM73 80H74V79H73ZM110 80H111V79H110ZM116 80H117V78H116ZM246 80H247V79H246ZM80 81H81V80H80ZM93 81H94V80H93ZM93 81H92V82H93ZM95 81H98V80H95ZM95 81H94V82H95ZM101 81H102V80H101ZM111 81H112V80H111ZM111 81H110V82H111ZM209 81H210V80H209ZM209 81H208V82H209ZM238 81H239V80H238ZM242 81H243V80H242V78H241V79H240V82H242ZM81 82H82V81H81ZM84 82H85V81H84ZM84 82H82V83H84ZM110 82H109V83H110ZM123 82H124V81H123ZM123 82H122V84H123ZM233 82H234V80H233ZM235 82H237V81H235ZM235 82H234V83H235ZM72 83H73V82H72ZM75 83H76V82H75ZM78 83H79V81H78ZM95 83H96V82H95ZM99 83H100V82H99ZM112 83H113V82H112ZM118 83H119V82H118ZM198 83H199V82H198ZM248 83H250V82H248ZM85 84H87V83H85ZM92 84H93V83H92ZM239 84H240V83H239ZM75 85H76V84H75ZM109 85H110V84H109ZM117 85H118V84H117ZM199 85H200V83H199ZM207 85H208V83H207ZM77 86H79V85H77ZM93 86H95V85H93ZM98 86H99V85H98ZM65 87H66V86H65ZM67 87H68V86H67ZM71 87H72V86H71ZM80 87H81V86H80ZM90 87H92L91 84H90ZM102 87H103V86H102ZM102 87H100V88H102ZM121 87H122V86H121ZM125 87H126V86H125ZM197 87H198V85H197ZM197 87H196V88H197ZM202 87H203V86H202ZM218 87H219V86H218ZM233 87H234V85H233ZM241 87H242V86H241ZM243 87H244V85H243ZM245 87H246V85H245ZM20 88H21V87H20ZM68 88H69V87H68ZM94 88H95V87H94ZM235 88H236V87H235ZM237 88H238V87H237ZM22 89H23V88H22ZM83 89H84V88H83ZM98 89H99V88H98ZM98 89H97V90H98ZM202 89H203V88H202ZM230 89H231V88H230ZM239 89H240V88H239ZM239 89H238V90H239ZM84 90H85V89H84ZM95 90H96V88H95ZM115 90H116V89H115ZM212 90H213V89H212ZM215 90H216V89H215ZM20 91H21V89H20ZM102 91H103V90H102ZM198 91H200V90H198ZM218 91H219V90H218ZM218 91H217V92H218ZM228 91H229V90H228ZM232 91H233V90H232ZM78 92H79V87H78ZM201 92H202V91H201ZM203 92H204V91H203ZM205 92L207 93V91H205ZM65 93H66V92H65ZM83 93H84V92H83ZM91 93H92V92H91ZM97 93H98V92H97ZM97 93H96V94H97ZM102 93H103V92H102ZM104 93H105V92H104ZM106 93H107V92H106ZM184 93H185V92H184ZM184 93H183V94H184ZM212 93H213V92H212ZM225 93H228V92H224V94H225ZM231 93H232V92H231ZM233 93H234V92H233ZM244 93H245V92H244ZM248 93H249V92H248ZM63 94H64V93H63ZM93 94H94V93H93ZM111 94H112V93H111ZM179 94H180V93H179ZM192 94H193V93H192ZM192 94H191V95H192ZM196 94H197V93H196ZM204 94H205V93H204ZM204 94H200V95L202 96V95H204ZM216 94H217V93H216ZM241 94H242V93H241ZM245 94H246V93H245ZM65 95H66V97H67L68 94H65ZM100 95H101V94H100ZM175 95H177V94H175ZM188 95H189V94H188ZM191 95H190V96H191ZM197 95H198V94H197ZM205 95H206V94H205ZM209 95H210V94H209ZM209 95H208V96H209ZM247 95H248V94H247ZM68 96H69V95H68ZM111 96H113V95H111ZM177 96H178V95H177ZM180 96H181V95H180ZM190 96H189V97H190ZM192 96H193V95H192ZM195 96H196V95H195ZM223 96H224V95H223ZM232 96H233V95H232ZM242 96H243V94H242ZM175 97H176V96H175ZM213 97H214V96H213ZM220 97H221V96H220ZM220 97H219V98H220ZM240 97H241V96H240ZM74 98H76V97H74ZM77 98H79V97L77 96ZM82 98H83V97H82ZM98 98H99V97H98ZM170 98H171V97H170ZM202 98H203V97H202ZM210 98H211V96H210ZM221 98H222V97H221ZM221 98H220V99H221ZM244 98H245V97H244ZM250 98H251V97H250ZM79 99H80V98H79ZM79 99H77V100H79ZM101 99H102V98H101ZM176 99H177V98H176ZM178 99H179V98H178ZM183 99H184V97H183ZM195 99H196V97H195ZM217 99H218V98H217ZM217 99H216V100H217ZM224 99H225V98H224ZM227 99H231V98L228 97V98H226L225 100H227ZM246 99H247V98H246ZM253 99H254V98H253ZM253 99H252V100H253ZM68 100H69V99H68ZM83 100H84V99H83ZM169 100H170V99H169ZM181 100H182V99H181ZM181 100H180V101H181ZM192 100H193V99H192ZM197 100H198V99H197ZM202 100H203V99H202ZM207 100H208V98H207ZM242 100H243V99H242ZM72 101H74V99H73ZM90 101H91V100H90ZM97 101H99V100H97ZM182 101H183V100H182ZM211 101H212V99H211ZM253 101H254V100H253ZM68 102H69V101H68ZM82 102H83V101H82ZM169 102H170V101H169ZM176 102H179V100L176 101ZM190 102H191V101H190ZM201 102H202V101H201ZM225 102H226V104H227V101H225ZM84 103H85V102H84ZM110 103H111V102H110ZM167 103H168V102H167ZM181 103H182V102H181ZM192 103H193V102H192ZM217 103H218V101H217ZM240 103H241V102H240ZM255 103H256V101H255ZM94 104H95V103H94ZM113 104H114V103H113ZM116 104H117V103H116ZM131 104H132V103H131ZM155 104H156V103H155ZM163 104H165V103H163ZM168 104H169V103H168ZM176 104H177V103H176ZM178 104H180V103H178ZM81 105H82V104H81ZM84 105H85V104H84ZM142 105H143V104H142ZM153 105H154V104H153ZM193 105H194V104H193ZM209 105H210V104H209ZM222 105H223V104H222ZM227 105H228V104H227ZM227 105H225V106H227ZM120 106H121V105H120ZM137 106H138V105H137ZM165 106H166V105H165ZM174 106H175V105H174ZM177 106H178V105H177ZM211 106H212V105H211ZM214 106H215V105H214ZM229 106H230V105H229ZM251 106H252V105H251ZM73 107H74V106H73ZM75 107H77V106H75ZM84 107H85V106H84ZM121 107H122V106H121ZM128 107H129V106H128ZM147 107H148V106H147ZM157 107H158V106H157ZM200 107H201V106H200ZM202 107H203V106H202ZM218 107H219V106H218ZM220 107H222L221 104H220ZM77 108H79V107H77ZM77 108H76V109H77ZM85 108H86V107H85ZM122 108H123V107H122ZM131 108H132V107H131ZM140 108H141V107H140ZM144 108H145V107H143V109H144ZM166 108H167V107H166ZM173 108H174V107H173ZM188 108H189V107H188ZM191 108H192V107H191ZM214 108H215V107H214ZM229 108H230V107H229ZM236 108H237V107H236ZM238 108H239V107H238ZM119 109H120V108H119ZM155 109H156V108H155ZM198 109H200V108H198ZM207 109H208V107L205 108V110H207ZM217 109H218V108H217ZM259 109H260V108H259ZM72 110H74V109H72ZM131 110H132V109H131ZM135 110H136V109H135ZM150 110H151V109H150ZM158 110H159V108H158ZM167 110H168V109H167ZM178 110H179V109H178ZM190 110H191V109H190ZM193 110H194V109H193ZM196 110H197V109H196ZM210 110H211V109H210ZM215 110H216V109H215ZM232 110H233V109H232ZM248 110H249V108H248ZM252 110H253V109H252ZM261 110H262V109H261ZM261 110H260V111H261ZM140 111H141V110H140ZM144 111H146V110H144ZM152 111H153V109H152ZM160 111H161V110H160ZM162 111H163V110H162ZM162 111H161V112H162ZM191 111H192V110H191ZM194 111H195V110H194ZM197 111H198V110H197ZM199 111H200V110H199ZM208 111H209V110H208ZM213 111H214V110H213ZM222 111H223V110H222ZM224 111H225V110H224ZM230 111H231V109H230ZM121 112H123V111H121ZM153 112H154V111H153ZM155 112H156V111H155ZM163 112H164V111H163ZM201 112H202V111H201ZM203 112H204V111H203ZM211 112H212V111H211ZM237 112H238V111H237ZM237 112H236V113H237ZM248 112H249V111H248ZM78 113H79V111H78ZM140 113H141V112H140ZM156 113H157V112H156ZM184 113H186V112H184ZM195 113H196V112H195ZM197 113H198V112H197ZM197 113H196V114H197ZM225 113H226V112H225ZM230 113H232V112H230ZM249 113H250V112H249ZM83 114H84V113H83ZM118 114H119V112H118ZM123 114H124V113H123ZM148 114H149V113H148ZM159 114H160V113H159ZM163 114H164V113H163ZM178 114H179V112H178ZM178 114H177V115H178ZM187 114H188V113H187ZM191 114H192V113H191ZM196 114H195V115H196ZM211 114H213V113H211ZM211 114L209 115V117L211 116ZM222 114H223V113H222ZM241 114H242V113H241ZM246 114H247V113H246ZM29 115H30V114H29ZM72 115H73V114H72ZM72 115H71V117H72ZM128 115H130V114L128 113ZM141 115H142V114H141ZM197 115H198V114H197ZM197 115H196V118H197ZM202 115H203V114H202ZM202 115H201V116H202ZM239 115H240V114H239ZM252 115H253V114H252ZM98 116H99V115H98ZM139 116H140V114H139ZM159 116H160V115H159ZM162 116H163V115H162ZM179 116H180V115H179ZM230 116H232V115H230ZM237 116H238V114H237ZM243 116H244V115H243ZM114 117H115V116H114ZM152 117H153V116H152ZM154 117H155V115H154ZM168 117H169V116H168ZM192 117H194V116H192ZM198 117H199V115H198ZM213 117H214V115H213ZM213 117H212V118H213ZM245 117H246V116H245ZM77 118H78V117H77ZM95 118H96V117H95ZM95 118H94V119H95ZM109 118H110V117H109ZM117 118H119V116H118ZM135 118H137V117H135ZM150 118H151V117H150ZM155 118H157V117H155ZM155 118H153V119H155ZM183 118H184V116H183ZM196 118H193V119L195 120ZM204 118H205V117H204ZM229 118H230V117H229ZM28 119H29V117H28ZM28 119H27V120H28ZM74 119H75V118H74ZM139 119H140V118H139ZM143 119H144V118H143ZM160 119H161V116H160ZM162 119H163V118H162ZM169 119H170V118H169ZM169 119H167V120H169ZM181 119H182V118H181ZM209 119H210V122H211V118H209ZM224 119H225V118H224ZM14 120H15V119H14ZM19 120H20V122H21V124H22V121H23V120H22V119H19ZM21 120H22V121H21ZM69 120H70V119H69ZM77 120L80 121L79 119H77ZM110 120H111V119H110ZM151 120H152V119H151ZM157 120H158V119H157ZM178 120H179V118H178ZM182 120H183V119H182ZM213 120H214V119H213ZM213 120H212V121H213ZM222 120H223V119H222ZM248 120H249V119H248ZM252 120H253V118H252ZM65 121H66V120H65ZM67 121H68V120H67ZM131 121H132V120H131ZM131 121H130V122H131ZM133 121H134V119H133ZM149 121H150V120H149ZM153 121H154V120H153ZM197 121H198V120H197ZM200 121H201V120H200ZM203 121H204V119H203ZM4 122H5V121H4ZM75 122H76V121H75ZM80 122H81V121H80ZM83 122H84V121H83ZM103 122H104V121H103ZM111 122H112V120H111ZM138 122H139V121H138ZM140 122H142V121H140ZM157 122H159V121H157ZM161 122H162V120H161ZM169 122H170V121H169ZM180 122H181V121H180ZM201 122H202V121H201ZM204 122H205V121H204ZM224 122H225V120H224ZM245 122H248V121H245ZM6 123H7V122H6ZM15 123H16V122H15ZM112 123H113V122H112ZM142 123H143V122H142ZM166 123H167V121H166ZM182 123H183V122H182ZM198 123H199V121H198ZM249 123H250V122H249ZM63 124H64V123H63ZM78 124H79V123H78ZM81 124H82V123H81ZM98 124H100V123H98ZM115 124H116V123H115ZM132 124H134V123H132ZM143 124H144V123H143ZM143 124H142V125H143ZM155 124H156V123H155ZM177 124H178V123H177ZM202 124H203V122H202ZM224 124H226V122H225ZM116 125H118V124H116ZM134 125H135V124H134ZM151 125H152V124H151ZM151 125H150V126H151ZM174 125H175V124H174ZM220 125H221V124H220ZM220 125H219V126H220ZM243 125H244V123H243ZM251 125H252V124H251ZM8 126H9V125H8ZM11 126H12V125H11ZM14 126H15V125H14ZM65 126H66V124H65ZM70 126H71V125H70ZM72 126H73V125H72ZM93 126H94V125H93ZM118 126H119V125H118ZM122 126H123V125H121V128H122ZM144 126H145V125H144ZM155 126H156V125H155ZM170 126H171V125H170ZM170 126H169V124H168V127H170ZM222 126H223V125H222ZM5 127H6V126H5ZM20 127H21V126H20ZM22 127H23V126H22ZM25 127H26V126H25ZM68 127H69V126H68ZM119 127H120V126H119ZM141 127H142V126H141ZM141 127H140V128H141ZM161 127H162V125H161ZM165 127H167V125H166ZM174 127H176V126H174ZM10 128H11V127H10ZM12 128H13V126H12ZM14 128H16V126H15ZM14 128H13V129H14ZM66 128H67V127H66ZM102 128H103V127H102ZM108 128H109V127H108ZM112 128H113V126H112ZM112 128H111V129H112ZM136 128H138V127H136ZM158 128H159V127H158ZM21 129H23V128H21ZM64 129H65V128H64ZM70 129H71V128H70ZM72 129H73V127H72ZM75 129H76V127H75ZM75 129H74V130H75ZM113 129H114V128H113ZM113 129H112V130H113ZM125 129H126V128H125ZM155 129H156V127H155ZM162 129H163V127H162ZM223 129H224V128H223ZM1 130H2V128H1ZM23 130H25V129H23ZM66 130H67V129H66ZM79 130H80V129H79ZM97 130H98V129H97ZM104 130H106V129H104ZM131 130H132V129H131ZM137 130H138V129H136V131H137ZM153 130H154V129H153ZM158 130H159V129H158ZM234 130H235V129H234ZM12 131H13V130H12ZM19 131H20V130H19ZM19 131H18V132H19ZM113 131H114V130H113ZM134 131H135V130H134ZM142 131H143V130H142ZM142 131H140V132H142ZM229 131H230V129H229ZM229 131H228V132H229ZM236 131H237V130H236ZM7 132H8V131H7ZM10 132H11V131H10ZM13 132H14V131H13ZM62 132H63V131H62ZM68 132H69V131H68ZM109 132H110V131H109ZM116 132H117V130H116ZM118 132H121V131H118ZM151 132H153V131H151ZM161 132H163V131H161ZM220 132H222V131L220 130ZM8 133H9V132H8ZM107 133H108V132H107ZM107 133H106V134H107ZM122 133H123V132H122ZM134 133H135V132H134ZM137 133H138V132H137ZM229 133L231 134L232 131L229 132ZM253 133H254V131H253ZM253 133H252V135H254ZM255 133H256V132H255ZM257 133H258V132H257ZM3 134H4V133H3ZM18 134H19V133H18ZM71 134H72V133H71ZM111 134H112V133H111ZM151 134H152V133H151ZM0 135H1V134H0ZM5 135H7V133H6ZM13 135H15V134H13ZM58 135H59V134H58ZM58 135H57V136H58ZM109 135H110V134H109ZM124 135H125V134H124ZM135 135H136V134H135ZM139 135H140V134H139ZM139 135H137V136H139ZM219 135H220V134H219ZM226 135H227V134H226ZM3 136H4V135H3ZM61 136H62V135H61ZM75 136H76V135H75ZM95 136H96V135H95ZM117 136H119V135H117ZM144 136H145V135H144ZM149 136H150V135H149ZM222 136H223V135H222ZM227 136H228V135H227ZM229 136H230V135H229ZM1 137H2V136H1ZM1 137H0V138H1ZM40 137H41V135H40ZM70 137H71L70 140H72V139L75 138V137L72 138V136H70ZM76 137H77V136H76ZM100 137H101V136H100ZM119 137H120V136H119ZM119 137H118V138H119ZM127 137H128V136H127ZM7 138H9V137H7ZM7 138H5V139L7 140ZM11 138H12V136H11ZM18 138H19V136H18ZM41 138H42V137H41ZM48 138H49V137H48ZM59 138H61V137H59ZM62 138H63V137H62ZM62 138H61V139H62ZM68 138H69V137H68ZM68 138H65V139L68 140ZM77 138H78V137H77ZM91 138H92V137H91ZM107 138H108V137H107ZM130 138H131V137H130ZM135 138H136V137H135ZM141 138H142V137H141ZM141 138H140V139H141ZM220 138H221V137H220ZM229 138H230V137H229ZM234 138H235V137H234ZM237 138H238V137H237ZM252 138H253V137H252ZM31 139H32V138H31ZM89 139H90V138H89ZM125 139H126V138H125ZM125 139H124V140H125ZM16 140H17V139H16ZM23 140H24V139H23ZM42 140H43V138H42ZM50 140H51V139H50ZM52 140L54 141V139H52ZM57 140H58V139H57ZM59 140H60V139H59ZM108 140H110V139H108ZM128 140H129V139H128ZM214 140H215V137H214ZM227 140H228V139H227ZM231 140H232V139H231ZM252 140H253V139H252ZM254 140H255V139H254ZM20 141H21V140H20ZM20 141H19L18 143H20ZM45 141H46V140H45ZM110 141H111V140H110ZM136 141H137V140H136ZM234 141H235V140H234ZM0 142H1V141H0ZM40 142H41V140H40ZM40 142H39V143H40ZM142 142H143V141H142V139H141V143H142ZM215 142H216V141H215ZM222 142H223V141H222ZM229 142H230V141H228V143H229ZM236 142H237V141H236ZM34 143H35V142H34ZM52 143H53V142H52ZM74 143H75V142H74ZM120 143H121V142H120ZM138 143H139V142H138ZM145 143H146V141H145ZM216 143H217V142H216ZM224 143H225V142H224ZM238 143H240V142H238ZM242 143L244 144V142H242ZM10 144H11V143H10ZM10 144H9V145H10ZM20 144H21V143H20ZM20 144H19V145H20ZM31 144H32V141H31ZM40 144H41V143H40ZM42 144H43V142H42ZM50 144H51V143H50ZM53 144H54V143H53ZM53 144H52V145H53ZM59 144H60V143H59ZM81 144H82V143H81ZM95 144H96V143H95ZM98 144H99V143H98ZM209 144H210V143H209ZM209 144H208V145H209ZM7 145H8V144H7ZM36 145H37V144H36ZM46 145H47V144H46ZM61 145H62V144H61ZM66 145H68V144H66ZM104 145H105V144H104ZM128 145H129V144H128ZM131 145H132V144H131ZM139 145H140V144H139ZM216 145H217V144H216ZM226 145H227V144H226ZM252 145H253V144H252ZM5 146H6V145H5ZM11 146H13V145H11ZM40 146H42V145H40ZM54 146H55V145H54ZM68 146H70V145H68ZM68 146H67V147H68ZM76 146H77V145H76ZM93 146H94V145H92V147H93ZM106 146H107V145H106ZM111 146H112V145H111ZM212 146H213V145L211 144V147H212ZM34 147H35V145H34ZM51 147H52V146H51ZM132 147H133V146H131V148H132ZM217 147H218V146H217ZM228 147H229V146H228ZM237 147H239V146H237ZM11 148H12V147H11ZM20 148H21V147H20ZM20 148H19V149H20ZM36 148H37V146H36ZM43 148H44V147H43ZM52 148H53V147H52ZM55 148H56V147H55ZM103 148H104V147H103ZM107 148H108V147H107ZM138 148H139V147H138ZM185 148H187V146H186ZM212 148H213V147H212ZM212 148H211V149H212ZM226 148H227V147H226ZM239 148H240V147H239ZM246 148H247V147H246ZM25 149H26V148H25ZM111 149H112V148H111ZM133 149H135V148H133ZM214 149H215V148H214ZM219 149H220V148H219ZM252 149H254V148H252ZM0 150H1V149H0ZM13 150H14V149H13ZM34 150H35V148H34ZM43 150H45V149H43ZM55 150H57V149H55ZM82 150H83V149H82ZM95 150L97 151V149H95ZM107 150H109V149H107ZM208 150H209V149H208ZM208 150L206 149V150H204V151H208ZM220 150H221V149H220ZM226 150H227V149H226ZM245 150H246V149H245ZM248 150H249V149H248ZM256 150H257V149H256ZM10 151H11V150H10ZM21 151H22V150H21ZM40 151H41V150H40ZM50 151H52V150H50ZM93 151H94V150H93ZM99 151H100V150H99ZM184 151H185V150H184ZM212 151H214V150H212ZM4 152H5V151H4ZM35 152H37V151H35ZM38 152H39V151H38ZM61 152H62V151H61ZM102 152H103V151H102ZM117 152H118V151H117ZM225 152H226V151H225ZM237 152H238V151H237ZM11 153H12V152H11ZM48 153L50 154V152H48ZM62 153H63V152H62ZM107 153H109V152H107ZM119 153H120V152H119ZM136 153H137V152H136ZM186 153H187V152H186ZM207 153H208V152H207ZM212 153H213V152H212ZM246 153H247V152H246ZM22 154H23V153H22ZM126 154H127V153H126ZM138 154H140V153H138ZM201 154H202V152H201ZM209 154H210V156L212 157L211 153H209ZM259 154H260V153H259ZM13 155H14V154H13ZM19 155H20V154H19ZM39 155H40V154H39ZM50 155H51V154H50ZM62 155H64V154H62ZM69 155H70V154H69ZM71 155H72V154H71ZM182 155H183V152H182ZM206 155H207V154H206ZM6 156H7V155H6ZM16 156H17V155H15V157H16ZM40 156H41V155H40ZM43 156H44V155H43ZM51 156H52V155H51ZM53 156H54V155H53ZM57 156H58V155H56V157H57ZM110 156H112V155H110ZM136 156H137V155H136ZM202 156H204V154H203ZM221 156H222V155H221ZM225 156H226V155H225ZM229 156H230V153H229ZM256 156H257V154H256ZM8 157H10V155H9ZM11 157H12V156H11ZM11 157H10V158H11ZM20 157H21V155H20ZM20 157H18V158H20ZM22 157H23V155H22ZM32 157H34V156H32ZM32 157H31V158H32ZM45 157H46V155H45ZM59 157H60V156H59ZM59 157H58V158H59ZM129 157H130V156H129ZM137 157H138V156H137ZM140 157H141V155H140ZM185 157H186V156H185ZM191 157H192V156H191ZM222 157H223V156H222ZM241 157H242V156H241ZM0 158H2V157H0ZM12 158H13V157H12ZM38 158H39V157H38ZM58 158H56V159H58ZM62 158H63V157H62ZM65 158H66V157H65ZM105 158H106V157H105ZM138 158H139V157H138ZM188 158H190V157L188 156ZM188 158H185V159H188ZM203 158H204V157H203ZM220 158H221V157H220ZM220 158H219V159H220ZM28 159H30V157H29ZM33 159H34V158H33ZM41 159H42V157H41ZM45 159H46V158H45ZM49 159H50V158H49ZM49 159L47 158L46 161L49 160ZM52 159H53V157H52L50 160H52ZM54 159H55V158H54ZM60 159H61V158H60ZM69 159H70V158H69ZM108 159H109V158H108ZM16 160H17V159H16ZM30 160H31V159H30ZM136 160H137V159H136ZM188 160H189V159H188ZM206 160H208V159H206ZM229 160H230V159H229ZM28 161H29V160H28ZM66 161H67V160H66ZM87 161H88V159H87ZM98 161H99V160H98ZM110 161H111V160H110ZM113 161H114V160H113ZM181 161H182V160H181ZM185 161H187V160H185ZM190 161H191V160H190ZM190 161L187 162V163H190ZM200 161H202V160H200ZM211 161H212V159H211ZM226 161H227V158H226ZM41 162H42V161H41ZM44 162H45V161H44ZM44 162H43V163H44ZM52 162H53V161H52ZM56 162H57V160H56ZM59 162H60V161H59ZM62 162H63V161H62ZM68 162H69V161H68ZM85 162H86V161H85ZM107 162L109 163V161H107ZM131 162H132V161H131ZM202 162H204V161H202ZM202 162H200V163H202ZM207 162H208V161H207ZM35 163H36V161H35ZM39 163H40V162H39ZM39 163H38V165H40ZM50 163H51V162H50ZM81 163H82V162H81ZM83 163H84V162H83ZM103 163H104V162H103ZM187 163H184V164H187ZM225 163H226V162H225ZM228 163H229V162H228ZM6 164H7V163H6ZM6 164H5L4 166H6ZM36 164H37V163H36ZM44 164H45L44 166H46V162H45ZM48 164H49V162H48ZM75 164H76V163H75ZM86 164H87V163H86ZM181 164H182V163H181ZM190 164H191V163H190ZM251 164H252V163H251ZM62 165H63V164H62ZM80 165H81V164H80ZM91 165H92V164H91ZM97 165H99V163H98ZM202 165H203V164H202ZM219 165H221V164H219ZM230 165H231V163H230ZM26 166H27V165H26ZM35 166H36V165H35ZM58 166H59V165H58ZM78 166H79V165H78ZM124 166H125V165H124ZM124 166H123V167H124ZM184 166H185V165H184ZM189 166H190V165H189ZM209 166H210V165H209ZM7 167H8V166H7ZM86 167H87V166H86ZM113 167H114V166H113ZM203 167H204V166H203ZM205 167H206V166H205ZM207 167H208V166H207ZM255 167H256V166H255ZM27 168H30V166H29V167L27 166ZM38 168H39V167H38ZM53 168H54V166H53ZM55 168H58V167L55 166ZM76 168H77V167H76ZM180 168H181V167H180ZM186 168H187V167H186ZM196 168H197V167H196ZM201 168H202V167H201ZM248 168H249V167H248ZM2 169H3V168H2ZM6 169H7V168H6ZM8 169H9V168H8ZM44 169H45V167H44ZM66 169H67V168H66ZM73 169H74V168H73ZM105 169H106V168H105ZM183 169H184V168H183ZM187 169H188V168H187ZM207 169H208V168H207ZM4 170H5V168H4ZM51 170H52V169H51ZM51 170H50V171H51ZM53 170H54V169H53ZM64 170H65V169H64ZM92 170H93V168H92ZM122 170H123V169H122ZM205 170H206V169H205ZM7 171H8V170H7ZM26 171H27V170H26ZM28 171H29V170H28ZM43 171H44V170H43ZM59 171H60V170H59ZM67 171H68V170H67ZM67 171H65V173H68V172H69V171H68V172H67ZM74 171H76V170H74ZM106 171H107V170H106ZM233 171H234V169H233ZM258 171H259V170H258ZM1 172H2V170H1ZM30 172H31V169H30ZM40 172H41V171H40ZM52 172H53V171H52ZM72 172H73V171H72ZM115 172H116V171H115ZM126 172H127V169H126ZM126 172H125V173H126ZM202 172H203V171H202ZM208 172H210V171H208ZM212 172H213V171H212ZM212 172H211V173H212ZM3 173H4V172H3ZM6 173H7V172H6ZM57 173H58V172H57ZM62 173H64V172H62ZM92 173L94 174V172H92ZM95 173H96V172H95ZM183 173H184V172H183ZM206 173H207V172H206ZM234 173H235V172H234ZM256 173H257V172H256ZM22 174H23V173H22ZM25 174H26V173H25ZM25 174H24V175H25ZM28 174H29V173H28ZM43 174H45V173H43ZM50 174H51V173H50ZM68 174H69V173H68ZM96 174H97V173H96ZM119 174H120V173H119ZM178 174H179V173H178ZM188 174H189V173H188ZM188 174H187V175H188ZM228 174H229V173H228ZM230 174L232 175L233 173H230ZM252 174H253V173H252ZM6 175H7V174H6ZM6 175H5V176H6ZM54 175H55V174H54ZM60 175H61V173H60ZM60 175H59V176H60ZM81 175H82V174H81ZM100 175H101V174H100ZM203 175H204V174H203ZM211 175H212V174H211ZM259 175H260V174H259ZM63 176H65V175H63ZM63 176H62V177H63ZM84 176H85V175H84ZM91 176H92V175H91ZM112 176H113V175H112ZM174 176H175V175H174ZM209 176H210V175H209ZM217 176H218V175H217ZM256 176H257V175H256ZM3 177H4V176H3ZM28 177H29V176H28ZM86 177H87V176H86ZM88 177L90 178L89 175H88ZM94 177H95V176H94ZM108 177H109V176H108ZM186 177H187V176H186ZM200 177H203V176H200ZM258 177H259V176H258ZM69 178H70V177H69ZM79 178H80V177H79ZM82 178H84V177L82 176ZM190 178H191V177H190ZM212 178H214V177H212ZM232 178H233V176H232ZM260 178H261V177H260ZM98 179H99V178H98ZM194 179H195V178H194ZM229 179H230V178H229ZM233 179H234V178H233ZM24 180H25V179H24ZM84 180H85V179H84ZM192 180H193V179H192ZM202 180H203V179H202ZM208 180H209V179H208ZM213 180L216 181V178L213 179ZM218 180H219V179H218ZM223 180H224V179H223ZM234 180H235V179H234ZM249 180H250V179H249ZM261 180H262V179H261ZM5 181H6V180H5ZM91 181H92V180H91ZM96 181H97V180H96ZM105 181H106V180H105ZM112 181H113V179H112ZM204 181H205V180H204ZM209 181H210V180H209ZM221 181H222V179H221ZM224 181H226V180H224ZM228 181H229V180H228ZM235 181H237V180H235ZM251 181H252V180H251ZM6 182H8V181H6ZM40 182H41V181H40ZM201 182H202V181H201ZM25 183H26V182H25ZM46 183H47V182H45V184H46ZM81 183H82V182H81ZM91 183H92V182H91ZM98 183L100 184V182H98ZM190 183H191V180H190ZM202 183H203V182H202ZM208 183H209V182H208ZM239 183H240V182H239ZM0 184H1V182H0ZM23 184H24V181H23ZM27 184H28V183H27ZM78 184H79V183H78ZM206 184H207V183H206ZM217 184H218V183H217ZM250 184H251V183H250ZM250 184H249V185H250ZM8 185H9V184H8ZM20 185H21V184H20ZM20 185H19V186H20ZM28 185H31V184H28ZM47 185H48V184H47ZM63 185H64V184H63ZM65 185H66V184H65ZM97 185H98V184H97ZM220 185H221V184H220ZM225 185H226V184H225ZM227 185H228V184H227ZM249 185H248V186H249ZM87 186H88V185H87ZM89 186H90V185H89ZM95 186H96V185H95ZM112 186H113V184H112ZM211 186H212V185H211ZM234 186H235V185H233V187H234ZM245 186H246V184H245ZM262 186H264V185H262ZM24 187H25V186H24ZM29 187H31V186H28V189H29ZM53 187H54V186H53ZM220 187H221V186H220ZM239 187H240V186H239ZM9 188H10V185H9ZM9 188H8V189H9ZM31 188H32V187H31ZM87 188H88V187H87ZM100 188H102V187H100ZM100 188H98V190H99ZM185 188H186V187H185ZM197 188H198V187H197ZM197 188H196V189H197ZM207 188H208V186H207ZM217 188H218V187H217ZM226 188H227V186H226ZM229 188H230V186H229ZM229 188H227V189H229ZM235 188H236V186H235ZM246 188H247V187H246ZM254 188H255V186H254ZM24 189H25V188H24ZM26 189H27V188H26ZM112 189H113V188H112ZM188 189H189V188H188ZM220 189H221V188H220ZM251 189L253 190V188H251ZM22 190H23V189H22ZM194 190H195V189H194ZM197 190H198V189H197ZM221 190H222V189H221ZM230 190H231V189H230ZM236 190H237V189H236ZM249 190H250V189H249ZM252 190H251V191H252ZM28 191H29V190H28ZM28 191H27V193H28ZM30 191H31V190H30ZM46 191H47V190H46ZM91 191H92V190H91ZM187 191H188V190H187ZM187 191H186V192H187ZM201 191H202V189H201ZM224 191H225V190H224ZM1 192H2V191H1ZM21 192H22V191H21ZM25 192H26V191H25ZM31 192H32V191H31ZM37 192H39V191H37ZM43 192H44V191H43ZM194 192H195V191H194ZM197 192H198V191H197ZM219 192H220V191H219ZM17 193H18V192H17ZM48 193H49V192H48ZM56 193H57V192H56ZM58 193H59V192H58ZM201 193H202V192H201ZM205 193H206V192H205ZM223 193H224V192H223ZM255 193H257V192L255 191ZM4 194H5V193H4ZM6 194H7V193H6ZM21 194H22V193H21ZM41 194H42V193H41ZM53 194H54V193H53ZM199 194H200V193H199ZM199 194H198V195H199ZM202 194H203V193H202ZM206 194H207V193H206ZM261 194H262V193H261ZM9 195H10V194H9ZM17 195H20V194L18 193ZM17 195H15V196H17ZM22 195H24V194H22ZM35 195H37V194H35ZM98 195H99V194H98ZM204 195H205V194H204ZM248 195H249V194H248ZM262 195H263V194H262ZM4 196H5V195H4ZM26 196H27V195H26ZM32 196H33V195H32ZM43 196H44V194H43ZM43 196H42V197H43ZM94 196H97V194H95ZM191 196H192V195H191ZM195 196H197V195H195ZM200 196H201V195H200ZM0 197H1V196H0ZM2 197H3V196H2ZM2 197H1V200H2ZM5 197H6V196H5ZM10 197H11V196H10ZM33 197H34V196H33ZM39 197H40V196H39ZM42 197H41V198H42ZM177 197H178V196H177ZM192 197H194V196H192ZM198 197H199V196H198ZM224 197H225V196H224ZM247 197H248V196H247ZM249 197H250V195H249ZM261 197H262V196H261ZM23 198H24V197H23ZM31 198H32V197H31ZM37 198H38V197H37ZM80 198H81V197H80ZM88 198H89V197H88ZM95 198H96V197H95ZM207 198H208V197H207ZM211 198H212V197H211ZM230 198H231V197H230ZM258 198H259V197H258ZM14 199H15V198H14ZM25 199H26V198H25ZM32 199H33V198H32ZM38 199H39V198H38ZM202 199H203V197H202ZM202 199H201V200H202ZM214 199H215V198H214ZM239 199H240V198H239ZM3 200H4V199H3ZM16 200H17V199H16ZM22 200H24V199H22ZM33 200H34V199H33ZM35 200H36V199H35ZM52 200H53V199H52ZM83 200H84V199H83ZM184 200H185V199H184ZM195 200H196V199H195ZM198 200H199V199H198ZM212 200H213V198H212ZM222 200H223V199H222ZM234 200H235V199H234ZM12 201H14V200H12ZM19 201H20V200H19ZM26 201H27V200H26ZM55 201H56V200H55ZM190 201H191V200H190ZM208 201H209V199H208ZM219 201H220V200H219ZM227 201H228V200H227ZM231 201H232V200H231ZM22 202H23V201H22ZM22 202H21V203H22ZM35 202H37V201H35ZM59 202H60V201H59ZM62 202H63V201H62ZM83 202H84V201H83ZM85 202H86V201H85ZM188 202H189V201H188ZM194 202H195V201H194ZM197 202H198V201H197ZM200 202H201V201H200ZM14 203H15V202H14ZM38 203H39V202H38ZM64 203H65V202H64ZM86 203H88V202H86ZM93 203H95V202H93ZM96 203H97V202H96ZM195 203H196V202H195ZM206 203H207V202H206ZM211 203H212V202H211ZM17 204H18V203H17ZM23 204H24V203H23ZM39 204H40V203H39ZM49 204H50V203H49ZM84 204H85V203H84ZM197 204H199V203H197ZM208 204H209V203H208ZM213 204H214V203H213ZM226 204H227V202H226ZM15 205H16V204H15ZM76 205H77V203H76ZM85 205H86V204H85ZM94 205H95V204H94ZM94 205H93V206H94ZM199 205H200V204H199ZM206 205H207V204H206ZM206 205H205V208H206ZM18 206H19V205H18ZM24 206H25V205H24ZM40 206H41V205H40ZM40 206H39V207H40ZM54 206H55V205H54ZM78 206H79V205H78ZM189 206H190V205H189ZM200 206H201V205H200ZM207 206H208V205H207ZM218 206H220V205L218 204ZM203 207H204V206H203ZM208 207H211V205H209ZM212 207H213V206H212ZM221 207H222V206H221ZM19 208H20V207H19ZM24 208H25V207H24ZM28 208H29V207H28ZM50 208H51V207H50ZM80 208H81V207H80ZM88 208H89V207H88ZM182 208H183V207H182ZM186 208H187V207H186ZM213 208H214V207H213ZM22 209H23V208H22ZM74 209H75V208H74ZM86 209H87V208H86ZM180 209H181V208H180ZM180 209H179V210H180ZM188 209H189V208H188ZM224 209H225V208H224ZM23 210H24V212H25V209H23ZM39 210H41V209L39 208ZM89 210H90V209H89ZM177 210H178V209H177ZM184 210H185V209H184ZM220 210H221V209H220ZM227 210H228V209H227ZM236 210H237V209H236ZM255 210H256V209H255ZM5 211H6V210H5ZM92 211H93V210H92ZM92 211H91V212H92ZM216 211H218V210L216 209ZM229 211H230V210H229ZM257 211H258V210H257ZM21 212H22V211H21ZM76 212H77V211H76ZM198 212H199V211H198ZM211 212H212V211H211ZM3 213H4V212H3ZM25 213H26V212H25ZM35 213H36V212H35ZM39 213H40V212H39ZM49 213H50V212H49ZM183 213H184V212H183ZM187 213H188V212H186L185 214H187ZM190 213H191V210H190ZM219 213H220V212H219ZM227 213H228V212H227ZM229 213H230V212H229ZM4 214H5V213H4ZM4 214H3V215H4ZM15 214H16V213H15ZM69 214H71V213H69ZM191 214H192V213H191ZM201 214H202V213H201ZM25 215H26V214H25ZM29 215H30V214H29ZM75 215H76V214H75ZM93 215H94V214H93ZM212 215H213V213H212ZM212 215H211V216H212ZM215 215H216V214H215ZM217 215H218V213H217ZM221 215H222V214H221ZM41 216H42V215H41ZM46 216H47V215H46ZM91 216H92V215H91ZM186 216H188V215H186ZM198 216H199V215H198ZM255 216H256V215H255ZM5 217H6V215H5ZM10 217H11V216H10ZM84 217H85V216H84ZM89 217H90V215H89ZM194 217H195V216H194ZM196 217H197V216H196ZM205 217H206V216H204V218H205ZM207 217H208V215H207ZM212 217H213V216H212ZM215 217H216V216H215ZM215 217H214V218H215ZM222 217H223V216H222ZM229 217H231V216H229ZM229 217H228V220H229ZM90 218H91V217H90ZM202 218H203V217H202ZM257 218H258V217H257ZM9 219H10V218H9ZM25 219H26V218H25ZM27 219H28V218H27ZM111 219H112V218H111ZM195 219H196V218H195ZM197 219H198V217H197ZM209 219H210V218H208V220H209ZM217 219H218V218H217ZM236 219H237V218H236ZM236 219H235V220H236ZM258 219H259V218H258ZM28 220H29V219H28ZM72 220H73V219H72ZM205 220H206V219H205ZM211 220H212V219H211ZM220 220H221V219H220ZM230 220L233 221L232 219H230ZM8 221H9V220H8ZM78 221H79V220H78ZM85 221H86V220H85ZM107 221H108V220H107ZM213 221H214V220H213ZM259 221H260V220H259ZM10 222H11V221H10ZM14 222H15V221H14ZM23 222H24L23 224H26L25 221H23ZM80 222H81V221H80ZM110 222H111V221H110ZM127 222H128V221H127ZM205 222H206V221H205ZM210 222H211V221H210ZM218 222H219V221H218ZM221 222H222V221H221ZM221 222H220V223H221ZM224 222H225V221H224ZM242 222H243V221H242ZM262 222H263V221H262ZM27 223H29V222H27ZM113 223H114V222H113ZM203 223H204V222H203ZM240 223H241V222H240ZM39 224H40V223H39ZM76 224H77V222H76ZM84 224H85V223H84ZM84 224L82 225L83 227H84ZM87 224H88V223H87ZM226 224H227V223H226ZM237 224H238V220H237ZM237 224H235V225H237ZM246 224H247V223H246ZM257 224H258V223H257ZM32 225H33V224H32ZM36 225H37V224H36ZM70 225H71V224H70ZM70 225H69V226H70ZM110 225H111V224H110ZM192 225H193V224H192ZM192 225H190V226H192ZM198 225H199V224H198ZM205 225H206V224H205ZM40 226H41V225H40ZM44 226H45V225H44ZM53 226H54V225H53ZM73 226H74V225H73ZM193 226H194V225H193ZM199 226H200V225H199ZM225 226H227V225H225ZM239 226H241V225H239ZM239 226L237 225L236 227H239ZM255 226H256V225H255ZM6 227H8V226L6 225ZM13 227H14V226H13ZM34 227H35V226H34ZM88 227H89V226H88ZM88 227H87V228H88ZM127 227H128V226H127ZM227 227H228V226H227ZM242 227H243V226H242ZM246 227H247V226H246ZM4 228H5V227H4ZM11 228H12V227H11ZM24 228H26V227H24ZM38 228H39V227H38ZM42 228H44V227H42ZM57 228H58V227H57ZM75 228H76V227H75ZM136 228H137V227H136ZM188 228H189V227H188ZM233 228H234V227H233ZM240 228H241V227H240ZM243 228H244V227H243ZM6 229H7V228H6ZM15 229H16V228H15ZM36 229H37V228H36ZM45 229H46V228H45ZM51 229H52V228H51ZM77 229H79V228H77ZM111 229H112V228H111ZM123 229H124V228H123ZM127 229H128V228H127ZM43 230H44V229H43ZM67 230H68V229H67ZM196 230H197V229H196ZM236 230H237V228H236ZM4 231H5V230H4ZM8 231H9V230H8ZM8 231H7V232H8ZM52 231H54V230L52 229ZM62 231H63V230H62ZM74 231H75V230H74ZM83 231H84V230H83ZM85 231H86V230H85ZM206 231H207V230H206ZM234 231H235V228H234ZM241 231H242V230H241ZM7 232H6V233H7ZM13 232H14V231H13ZM45 232H46V231H45ZM54 232H55V231H54ZM56 232H57V231H56ZM75 232H76V231H75ZM110 232H111V231H110ZM130 232H131V231H130ZM196 232H198V231H196ZM201 232H202V230H201ZM209 232H210V230H209ZM226 232H227V231H226ZM237 232H238V230H237ZM237 232H235V233H237ZM3 233H5V232H3ZM36 233H37V232H36ZM63 233H64V231H63ZM79 233H80V232H79ZM186 233H187V231H186ZM207 233H208V232H207ZM210 233H211V232H210ZM8 234H9V233H8ZM28 234H29V233H28ZM60 234H61V233H60ZM64 234H65V233H64ZM73 234H74V232H73ZM76 234H77V233H76ZM81 234H82V233H81ZM85 234H86V233H85ZM111 234H112V233H111ZM187 234H188V233H187ZM198 234H199V233H198ZM203 234H204V233H203ZM208 234H209V233H208ZM214 234H215V233H214ZM214 234H213V235H214ZM226 234H227V233H226ZM249 234H250V233H249ZM14 235H15V234H14ZM29 235H30V234H29ZM38 235H40L39 232H38ZM53 235H54V234H53ZM86 235H88V234H86ZM114 235H115V234H114ZM118 235H119V233H118ZM191 235H192V234H191ZM246 235H248V234L245 233V236H246ZM16 236H17V235H16ZM112 236H113V235H112ZM201 236H202V235H201ZM210 236H211V235H210ZM228 236H229V235H228ZM234 236H235V235H234ZM252 236H253V235H252ZM4 237H5V236H4ZM56 237H58V236H56ZM67 237H68V235H67ZM76 237H77V236H76ZM78 237H79V235H78ZM193 237H194V236H193ZM206 237H207V236H206ZM211 237H212V236H211ZM223 237H224V236H223ZM8 238H9V237H8ZM84 238H86V237H84ZM110 238H111V237H110ZM122 238H123V237H122ZM201 238H202V237H201ZM214 238H215V237H214ZM217 238H218V237H217ZM224 238H225V237H224ZM236 238H238V236H237ZM248 238H249V235H248ZM16 239H17V238H16ZM35 239H36V238H35ZM61 239H62V238H61ZM68 239H69V238H68ZM73 239H74V238H73ZM76 239H77V238H76ZM118 239H120V238H118ZM226 239H227V238H226ZM226 239H225V242H226ZM231 239H232V238H231ZM239 239H240V237H239ZM241 239H242V237H241ZM259 239H260V238H259ZM5 240H6V239H5ZM9 240H10V239H9ZM45 240H46V239H45ZM58 240H59V239H58ZM69 240H70V239H69ZM77 240H78V239H77ZM80 240H81V239H80ZM186 240H188V239H186ZM189 240H190V239H189ZM213 240H214V239H213ZM215 240H216V239H215ZM237 240H238V239H237ZM254 240H255V239H254ZM25 241H26V240H25ZM54 241H55V240H54ZM63 241L65 242V240H63ZM219 241H221V238H220ZM223 241H224V240H223ZM223 241H222V242H223ZM257 241H259V240H257ZM3 242H5V241H3ZM7 242H8V241H7ZM35 242H36V241H35ZM70 242H73V241H70ZM70 242H69V243H70ZM80 242H81V241H80ZM183 242H184V241H183ZM185 242H187V241H185ZM189 242H190V241H189ZM198 242H199V241H198ZM215 242H216V241H215ZM222 242H221V244H222ZM233 242H234V241H233ZM262 242H263V241H262ZM10 243H11V242H10ZM10 243H9V245H10ZM13 243H14V240H13ZM20 243H21V242H20ZM27 243H28V242H27ZM62 243H63V242H62ZM196 243H197V242H196ZM217 243H218V242H217ZM5 244H6V242H5ZM29 244H32V243H29ZM66 244H67V243H66ZM185 244H187V243H185ZM189 244H190V243H189ZM199 244H200V243H199ZM38 245H39V244H38ZM56 245H57V244H56ZM61 245H62V244H61ZM191 245H192V243H191ZM191 245H189V246H191ZM194 245H195V244H194ZM219 245H220V244H219ZM223 245H224V244H223ZM225 245H226V244H225ZM245 245H246V244H245ZM1 246H2V245H1ZM6 246H8V244H7ZM10 246H11V245H10ZM10 246H9V247H10ZM12 246H13V245H12ZM20 246H21V245H20ZM28 246H29V245H28ZM51 246H52V245H51ZM66 246H67V245H66ZM178 246H179V245H178ZM199 246H200V245H199ZM241 246H242V245H241ZM241 246H240V247H241ZM260 246H261V245H260ZM16 247H17V246H16ZM22 247H23V246H22ZM57 247H58V246H57ZM62 247H63V246H62ZM183 247H184V246H183ZM187 247H188V246H187ZM202 247H203V246H202ZM221 247H223V246H221ZM221 247H219V248H221ZM252 247H253V246H252ZM2 248H3V246H2ZM4 248H5V246H4ZM6 248H7V247H6ZM26 248H27V247H26ZM30 248H31V247H30ZM30 248H28V249H30ZM59 248H60V247H59ZM64 248H66V247H63L62 249H64ZM190 248H191V247H190ZM203 248H204V247H203ZM226 248H227V247H226ZM246 248H247V247H246ZM256 248H257V246H256ZM7 249H9V248H7ZM12 249H13V248H12ZM34 249H35V248H34ZM55 249H56V248H55ZM200 249H201V248H200ZM222 249H224V247H223ZM22 250H23V249H22ZM26 250H27V249H26ZM190 250H191V249H190ZM198 250H199V249H198ZM5 251H6V250H5ZM31 251H32V250H31ZM58 251L60 252V251H62V250H58ZM58 251H56V252L58 253ZM202 251H203V250H202ZM218 251H219V250H218ZM218 251H217V252H218ZM247 251H248V248H247ZM257 251H258V250H256V252H257ZM35 252H36V251H35ZM191 252H193V251H191ZM214 252H215V250H214ZM242 252H243V251H242ZM248 252H249V251H248ZM0 253H1V252H0ZM11 253H12V251H11ZM33 253H34V252H33ZM61 253H62V252H61ZM64 253H65V252H64ZM76 253H78V252H76ZM82 253H85V252L83 251ZM254 253H255V251H254ZM1 254H2V253H1ZM3 254H4V252H3ZM3 254H2V255H3ZM6 254H7V256H8V254H9V256H10V253H6ZM20 254H21V253H20ZM22 254H23V253H22ZM24 254H26V251H25V250H24ZM31 254H32V253H31ZM31 254H29V255H31ZM65 254H66V253H65ZM85 254H86V253H85ZM193 254H194V253H193ZM199 254H200V253H199ZM207 254H208V253H207ZM211 254H212V253H211ZM230 254H231V253H230ZM27 255H28V254H27ZM27 255H26V257H27ZM63 255H64V254H63ZM66 255H69V254H66ZM90 255H91V254H90ZM94 255H95V254H94ZM201 255H202V254H201ZM231 255H232V254H231ZM242 255H243V253H242ZM246 255H247V254H246ZM249 255H250V254H249ZM252 255H253V254H252ZM7 256H6V257H7ZM21 256H22V255H21ZM23 256H25V255H23ZM33 256H34V255H33ZM95 256H96V255H95ZM177 256H178V255H177ZM188 256H189V254H188ZM214 256H215V255H214ZM219 256H220V255H219ZM234 256H235V255H234ZM243 256H244V255H243ZM243 256H241L240 258H242ZM247 256H248V255H247ZM255 256H256V255H255ZM11 257H12V256H11ZM65 257H66V256H65ZM92 257H93V256H92ZM194 257H195V256H194ZM207 257H208V256H207ZM223 257H224V255H223ZM249 257H250V256H249ZM253 257H254V255H253ZM0 258H2V257H0ZM8 258H9V257H8ZM27 258H28V257H27ZM71 258H73V257H71ZM75 258H76V256H75ZM88 258H89V257H88ZM95 258H96V257H95ZM97 258H98V257H97ZM200 258H201V257H200ZM208 258H209V257H208ZM212 258H213V257H211L210 259H212ZM215 258H217V257H215ZM230 258H231V257H230ZM234 258H235V257H234ZM240 258H239V259H240ZM244 258H245V256H244ZM244 258H242V259H244ZM2 259H3V258H2ZM2 259H1V260H2ZM5 259H7V258H5ZM9 259H10V258H9ZM9 259H8V260H9ZM12 259H13V257H12ZM19 259H20V258H19ZM21 259H22V258H21ZM81 259H83V258H81ZM84 259H85V258H84ZM84 259H83V260H84ZM86 259H87V258H86ZM183 259H184V258H183ZM188 259H189V258H188ZM195 259H196V258H195ZM217 259H218V258H217ZM252 259H253V258H252ZM252 259H250V260H252ZM65 260H66V259H65ZM65 260H64V261H65ZM68 260H69V259H68ZM70 260H71V259H70ZM73 260H74V259H73ZM77 260H78V259H77ZM177 260H178V259H177ZM180 260H181V259H180ZM184 260H185V259H184ZM207 260H208V259H207ZM207 260H206V261H207ZM213 260H214V259H213ZM219 260H220V259H219ZM233 260H235V259H233ZM233 260H231V261H233ZM246 260H247V258H246ZM253 260H254V259H253ZM2 261H3V260H2ZM5 261H6V260H5ZM9 261H10V260H9ZM9 261H7V262L9 263ZM19 261H20V260H19ZM28 261H29V260H28ZM71 261H72V260H71ZM74 261H75V260H74ZM74 261H73V262H74ZM85 261H86V260H85ZM87 261H88V260H87ZM93 261H94V259H93ZM95 261H96V259H95ZM187 261H188V260H187ZM202 261H203V260H202ZM202 261H201V262H202ZM208 261H209V260H208ZM220 261H221V260H220ZM231 261H230V262H231ZM255 261H256V259H255ZM255 261H254V262L252 261V262L255 263ZM24 262H25V261H24ZM26 262H27V261H26ZM30 262H31V261H30ZM225 262H226V261H225ZM225 262H224V263H225ZM233 262H234V261H233ZM233 262H232V263H233ZM236 262H237V261H236ZM1 263H2V262H0V264H1ZM4 263H6V262H4ZM43 263H44V262H43ZM48 263H49V262H48ZM64 263H65V262H64ZM66 263H67V262H66ZM195 263H196V262H195ZM206 263H207V262H206ZM216 263H217V261H216ZM224 263H223V264H224ZM244 263H245V261H244ZM248 263H249V262H248ZM71 264H72V263H71ZM198 264H199V263H198ZM237 264H238V263H237Z\"/></svg>", "mask_w": 264, "mask_h": 264}, {"label": "water", "instance_id": "5", "mask_svg": "<svg viewBox=\"0 0 264 264\" xmlns=\"http://www.w3.org/2000/svg\"><path fill=\"white\" fill-rule=\"evenodd\" d=\"M47 3H48V0H47ZM158 3H159V0H158ZM49 4V3H48ZM50 6V11H49V13H51L52 14V12H53V6L52 5H49ZM161 11H163L164 12V14L166 15V17H167V19H168V22H167V29H168V25H169V23L171 22V17L169 16V14H168V12L167 11H165V9H163V8H159ZM258 11V10H257ZM192 13H193V0H192ZM258 14H261V15H264V11L262 12V13H260V12H258ZM49 15V14H48ZM192 16V15H191ZM190 16V17H191ZM49 17H50V15H49ZM190 17H185V18H183V19H181V20H179L178 21V24H179V26H180V35H179V37L177 38V40H176V51L179 53V55H180V51H179V49H178V43H179V40H180V37H181V23L182 22H184V21H186V20H188ZM53 31H54V29H52ZM53 31H52V33H53ZM46 35H48V34H46ZM45 35V36H46ZM44 36V37H45ZM166 36H167V31H166ZM166 36H165V44H166ZM48 42H49V37H48V40H47V42H45L44 41V43H43V45H44V47L45 46H47V44H48ZM39 58H40V47H39V53H38V57H37V59H36V61H35V63H37L38 61H39ZM45 58H46V53H45V50H44V64H43V66L41 67V69H40V71H41V76L39 77V78H35L34 77V74H33V78L34 79H40V80H43V82H42V85H41V87L40 88H42L43 86H44V76H48V75H50L51 73H55L56 74V71H50V72H47V73H44L43 72V70H44V65H45ZM34 63V64H35ZM31 67V66H30ZM26 73H27V71H26ZM26 73H25V75H26ZM53 87H54V90H55V94L52 96V98H51V100L48 102V108L46 109V111H45V118H46V115H47V113H48V111H49V109H50V106H51V104L53 103V101L55 100V98H56V94H57V89H56V75H55V79H54V81H53ZM39 91H40V89H39ZM39 91H38V93H39ZM37 93V94H38ZM29 119H30V117H29ZM44 123V121L41 123V125ZM41 125H39L38 127H37V129L41 126ZM176 128H179L178 126L177 127H173L172 129H170L169 131H167V132H171V131H175V129ZM37 129H35V130H33V131H29L28 129H27V127H26V132L29 134V135H32V134H34L36 131H37ZM167 132H164V133H167ZM152 136V135H151ZM151 136L149 137V139H148V141L150 140V138H151ZM258 137V136H257ZM148 143V142H147ZM181 143L183 144V147L179 150V152H177V154H176V159H177V167H176V170L172 173V175L171 176H169V178H168V181L165 183V186L161 189V191L167 186V184H168V182L170 181V179L173 177V175L176 173V171H177V169H178V167H179V165H180V154H181V152H182V150H183V148H184V142H183V140H182V135H181ZM257 146H258V148H259V144H258V142H257ZM146 149H147V145H146V147H145V150H144V152L146 151ZM233 149V148H232ZM261 152V151H260ZM261 154L264 156V153H262L261 152ZM25 155V154H24ZM24 155H23V157H22V159L21 160H23V158H24ZM29 155H30V153H29ZM29 155H28V157H29ZM144 155V154H143ZM230 156H232V151H231V153H230ZM142 158H143V156H142ZM141 158V159H142ZM20 160V161H21ZM138 160H136V161H134V162H132L131 164H129V166H128V169L131 167V165L133 164V163H135V162H137ZM231 161H232V159H231ZM25 163H26V160L24 161V165H25ZM232 163H233V161H232ZM18 166H19V164H18ZM17 166V167H18ZM233 166H234V169H236L237 168V160H236V162H235V164L233 163ZM24 168V167H23ZM22 168V169H23ZM22 169H21V172H22ZM127 172H128V170H127ZM15 173H16V170H15ZM15 173H14V176H13V178L15 177ZM21 174V173H20ZM12 178V179H13ZM128 178V177H127ZM245 179H246V177H245ZM12 181V180H11ZM129 183V182H128ZM129 187H130V189H131V192H132V194H133V197H134V199L136 200V197H135V194L133 193V191H132V186H131V184L129 183ZM11 192L12 193H15L16 191H12L11 190ZM137 201V200H136ZM138 203H139V201H137ZM140 204V203H139ZM145 205H147V204H145ZM161 205V204H160ZM147 207H148V209H149V206L147 205ZM161 207H164V206H162L161 205ZM164 208H166V207H164ZM166 209H169V210H171V211H175V212H178L177 210H175V209H171V208H166ZM180 214V213H179ZM149 215H150V209H149V212H148V217H149ZM181 215V214H180ZM148 217H147V219H148ZM145 221V220H144ZM144 221L140 224V225H142L143 223H144ZM15 223H16V217H15ZM139 225V226H140ZM16 226H17V228L19 229V231H20V228L22 227V223H21V225H17L16 224ZM23 228V227H22ZM24 229V228H23ZM24 237H25V231H24ZM125 238V237H124ZM178 239H179V236H178ZM150 246H152L153 247V255H155V251H156V245H155V242L154 241H152V242H149V244H148V247H147V249L145 250V253H146V256L148 257V258H151V256H153V255H151V256H148V249H149V247ZM261 254H264V253H260L259 255H258V257H257V263L259 264V257L261 256ZM175 255V254H174ZM174 255L173 256H171V257H168V256H165V257H162L161 258V261H160V264H163V262L165 261V260H170V259H173L174 258Z\"/></svg>", "mask_w": 264, "mask_h": 264}, {"label": "flooded vegetation", "instance_id": "6", "mask_svg": "<svg viewBox=\"0 0 264 264\" xmlns=\"http://www.w3.org/2000/svg\"><path fill=\"white\" fill-rule=\"evenodd\" d=\"M53 26H54V25H53ZM115 50H116V49L114 48V49H113V53L115 52ZM124 50H125V49H124ZM110 52H111V51H108V54H109ZM230 53H231V52H230ZM103 55H104V57L106 56L104 53H103ZM223 55H224L225 57H227L228 59H230V58L228 57V56H229L228 53H224V52H223ZM107 56H108V55H107ZM108 57H109V56H108ZM236 59H237V58H236ZM108 60H109V61H108ZM108 60H107V63H106V57H105V59L103 60L102 63H104V64L106 65V68H108V65L111 66V74H112V77H113V74H114V71H115V70H114V67H115L114 64H116V63H115V61L113 62V59H112V61H111V59H108ZM112 63H113V64H112ZM112 66H113V67H112ZM253 67H254V66H253ZM50 70H55V69L53 68V66H51V67L49 68V67L47 66V63H46L45 71H50ZM95 80H96V79H95ZM233 80H234V82H235V78H233V79L231 80V82L229 83V84L231 85V86L229 85V87H230L231 89H232V85H234V84L236 85V84H237L236 82L234 83ZM39 81L42 82L41 80H39ZM222 85H223V84H222ZM233 88H234V87H233ZM231 89H230V90H231ZM225 91H226V90H225ZM196 93H198V92H196ZM196 93H195V95H197ZM213 93H214V91H213ZM210 94H212V92H210ZM212 104H213V103H211L210 105H212Z\"/></svg>", "mask_w": 264, "mask_h": 264}]
</instances>
